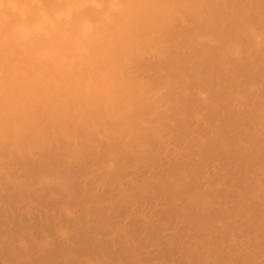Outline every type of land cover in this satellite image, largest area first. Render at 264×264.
Instances as JSON below:
<instances>
[{
	"label": "clouds",
	"instance_id": "9594fccd",
	"mask_svg": "<svg viewBox=\"0 0 264 264\" xmlns=\"http://www.w3.org/2000/svg\"><path fill=\"white\" fill-rule=\"evenodd\" d=\"M221 115L244 122L230 139L237 151L264 142V0H0V175L10 184L67 188L56 168L25 180L12 163L50 154L71 167L99 142L187 159L220 136ZM55 233L71 236L64 225ZM227 247L264 264L235 236Z\"/></svg>",
	"mask_w": 264,
	"mask_h": 264
},
{
	"label": "rangeland",
	"instance_id": "374dc122",
	"mask_svg": "<svg viewBox=\"0 0 264 264\" xmlns=\"http://www.w3.org/2000/svg\"><path fill=\"white\" fill-rule=\"evenodd\" d=\"M222 116V117H221ZM221 116H219L218 117V121H219V125H220V128H221V130H222V132H221V134H220V136L219 137H217V139L215 138L214 140L216 141H212V143H210L207 147H206V150H204V149H202V151L201 150H199V151H197L195 154H193L192 156L190 155L189 157H188V159H183V160H176L175 161V159H170V158H167V157H165V156H162V153L160 152V151H156V152H154V153H156L157 154V156H156V159H157V157L159 158V160H157V161H160V163L159 162H152V161H150L149 159H147L146 157L145 158H142L141 159V157H137L136 158V160L134 159V160H132V159H130V161L132 160V161H134L133 163H132V161L130 162L128 159V164H126V162H127V160H125L124 161V163L126 164H123L124 166H121L122 164L121 163H118V165H120L121 167H117V169H115L114 171H112V172H105V171H103L102 169H101V167H100V165H101V161H103L104 160V158H105V156H107V155H109V154H107V152H109L110 153V151L111 150H113V149H109L110 151H106V149H107V146H108V144L106 145V143H99V144H101L100 146H102V149H101V147H99V144H97V143H95V144H93L92 146H90V149H91V152H92V155H96L95 156V158L97 157V155L98 154H95L97 151L99 152V151H104V152H101V153H99V157H98V159H99V162H98V164L95 162V160L93 159L94 157L92 156V157H90V159L92 158L94 161H93V163H90L91 162V160L88 158V160H90L89 161V163H88V165L90 164H92L91 166L89 165H86V168H87V170H86V168H85V170H84V172H83V174H81L82 173V171L80 172V174H81V176L79 177H77V175H79L78 174V172L76 173L77 175H76V177L75 176H73L72 177V175H70V174H72L73 172H71L72 171V169H70L71 167H74V165H78L79 164V162L80 163H82V162H85V160H84V158H87V156L86 155H84V156H86V157H84L83 156V158H82V156L81 157H79L78 159H79V161H77L78 163H75L73 166H71V167H67L68 169H67V172H65L64 170H66V167H64L63 166V168H64V170H63V168L61 167L62 165H61V163H60V161H58V167L57 168H59V169H57V170H59L58 172H60L62 175H64L66 178H67V181H68V185L70 186L72 183L73 184H75L76 183V185H80L79 186V188H77V186L76 185H71L70 187H67V188H64V187H61V186H54L55 188H51V192H49V190L48 189H50V188H46V189H44V188H40L41 190L42 189H44L43 190V192H44V194L41 192V190L40 191H37V193L39 192V196H41L42 194L43 195H45V196H42L40 199H39V196H38V194L36 193V191L34 190L33 191V193L35 194L34 196H31L30 197V194H29V196H27L28 195V193L27 192H29V191H31V190H33V189H39V188H37V187H35V188H32L31 189V186L29 187V186H27V187H29V189H31V190H29L28 191V188H26L25 189V191L24 192H26V196L28 197H25V195H23V197H25L24 198V200L23 199H21V201L20 200H18L19 202H15L16 203V205H17V207L16 206H14L15 204L13 203V204H11V207H10V205H8L7 207L9 208V210L8 209H4L5 208V206H6V204H2V202L0 203V206H1V204H2V206L4 207V208H2V210H0V216H1V220H2V216H3V213H4V224H3V226H2V222H1V227H0V233H2L3 234V232H5L6 230L8 231V228L10 227L11 228V225L12 224H10L9 223V221L11 222L13 219H14V221H12L11 223H14L15 222V224L17 225L18 223H19V221H21L19 224H18V228H17V226L15 225L14 227L12 226V228H17V229H19L18 231H16V230H14L13 232L14 233H17V234H19L20 233V229L22 228V227H25V226H27V225H25V226H23V224L24 223H22L23 221L25 222V220H26V222H25V224L27 223L28 225H29V227H26V229L25 228H22L23 230L25 229V232L24 233H20L19 235H14L13 237L15 238H17V237H19V236H29L30 237V235H35V233H36V235H35V238H37V237H40V239L43 237V239H44V235H47L48 236V238H50V241H51V247L53 246L54 247V245H55V247L54 248H52V249H54L55 250V248L57 247L56 246V242H58V239H56L55 237H56V235L54 236V235H52L51 233H55L54 231V229H56L55 227H57L58 225H64L65 226V224H66V226L68 227V229H69V231H70V233H71V231L73 232V230L74 229H76L77 228V232H82V228H84V227H86V226H94L95 225V222L92 220V222H94V223H92V225H90L89 224V219H90V216H89V213H93V212H98L99 213V215L101 214V212H102V215H103V213H104V211L107 209V207H111V209H108V210H110V214H112L113 213V215L115 216V215H119L120 213V216H122V217H119L120 219L121 218H123V214H125V216H124V218H123V220L125 219V217H129L128 218V220L126 219L125 220V224H124V227L126 226L127 227V225L126 224H128L127 222L129 221V219H131V217H132V215H133V213L135 214L134 216H138L139 217V215H141L139 218H137L138 220H135L136 221V223H134L133 221H129V225H131V226H129V227H131V228H135V230L137 229V227L141 230V231H139V229H137L136 231H138V232H136L135 230H134V228L133 229H130L129 230V228L127 227H125V229L127 230H129V231H133L134 233H132V234H135V237L137 238V239H135L134 237H132L133 235L131 234V235H128V234H130V232L127 230V232L128 233H125V238H128L126 235H128L129 237L131 236L133 239V242H135V240H136V244L134 243L133 245H135L134 247L136 248V247H138L139 246V244L138 243H140V242H143V243H140V245L141 244H144V246L145 245H148L149 244V246L148 247H145V249L147 250V251H149L150 249H151V251H157V253L155 252L154 254L157 256V254H159V252H160V258L161 259H163L164 258V256L162 255V254H164V253H166V250H168V249H170V254H171V252L172 251H174V250H172L171 251V249H173V248H170V247H173L172 245H175L176 244V242L178 243V240H185V239H188V242H187V240H183L184 241V244L182 245L181 243H183V242H181V241H179V242H181V243H179L181 246H182V249H180V247L178 248V245H177V247H176V245L174 246V248L176 247V248H178V249H180V250H177V253H178V251L180 252V251H182V250H184L185 252H182L183 253V255L182 254H180V253H176V250H175V254H174V252H173V256H171L172 257V259H173V261H172V259L170 258V260H169V263L171 262V264H175L176 262H177V260L175 259V257H177L178 258V260L180 261V259L182 260V261H180L179 263L180 264H182V263H188L189 264V262L191 263V262H193V263H195L196 261L198 262V264L200 263V262H202V263H200V264H204L205 263V255H206V253L208 252V253H211L213 256L215 255V257H217L216 258V264H230V263H232V264H249V260H248V258H244V257H239V256H236V255H234L233 254V252L230 250H228V247H227V243H229V240H231L232 239V237H230V232H232L231 233V235L232 236H235V237H237L238 239H240V240H242L244 243L246 242V244H249V245H251V246H253V248H254V245L256 246L254 249L256 250V252H257V254H258V256H257V258L259 259L260 257H264V241H263V239H264V170H263V168H264V142H258L257 144H256V146L254 147V149L253 150H255V151H252V156L250 155L251 153H247L246 154V156H247V159L245 158H242V161L239 159V158H241V156H240V154H241V152L239 153V152H236V150L234 151V147H232V146H230L229 144L230 143H228V142H230V140L229 139H231L232 137H233V135L234 134H236L237 132H239V131H243V129H244V126H243V124H244V122L242 121V120H237V119H232L231 120V118H229V116L227 117V119H226V116L225 115H221ZM225 116V117H224ZM241 121V122H240ZM240 122V123H239ZM228 124V126L226 125V124ZM239 123V124H238ZM243 123V124H242ZM233 124V125H232ZM237 124H238V127H237ZM224 125H225V127H226V129H225V127H224ZM241 125V126H240ZM230 126V127H229ZM233 126V127H232ZM228 127V128H227ZM238 128H240V129H238ZM238 130V131H237ZM226 131V132H225ZM222 135V136H221ZM221 137H223V138H221ZM228 138V139H227ZM219 139V140H218ZM219 141V142H218ZM225 141V142H224ZM214 143V144H213ZM219 143V144H218ZM222 143V144H221ZM213 144V145H212ZM95 146H98L97 147V149H96V147ZM262 146V147H261ZM210 147V148H209ZM216 147V148H215ZM258 147V148H257ZM260 147H261V149H260ZM105 148V149H104ZM112 148V147H111ZM114 148H115V146H114ZM207 148L208 149H210V150H207ZM214 148H215V150H214ZM227 148H228V152H227ZM119 149V148H118ZM117 149V146H116V152H113L112 151V153H114V154H116L115 156H116V158L117 159H119L122 155V150H121V154H119L118 152L120 151H117L118 150ZM216 149H219V150H216ZM262 151H260V150ZM97 150V151H96ZM203 150L204 151H206L205 153L203 152ZM225 151V152H223V151ZM259 150V151H258ZM96 151V152H95ZM209 151V153H207ZM211 151H215V152H211ZM220 151H222V152H220ZM257 151V152H256ZM95 152V153H94ZM97 152V153H98ZM210 152H211V154H210ZM217 152V153H216ZM256 154H255V153ZM261 152V153H260ZM202 153V154H201ZM205 155H204V154ZM215 153V154H214ZM220 153V154H219ZM223 155H222V154ZM231 153V154H230ZM233 153H235L234 155H233ZM237 153V154H236ZM238 153H239V155H238ZM105 154H107V155H105ZM198 154V155H197ZM208 154V155H207ZM212 156V158H214V155H215V157L216 158H214V160L213 159H211V157H210V155ZM212 154H214V155H212ZM216 154H219V155H216ZM245 154V153H244ZM260 154H263L262 156L260 155ZM162 157H161V156ZM201 155H203L202 157L204 158V156H205V158L206 159H209V160H205V158L203 159L202 157H201ZM207 155V156H206ZM220 155H222V156H220ZM227 155H229V157L227 156ZM240 156L239 158H238V156ZM242 155H243V153H242ZM250 155V156H249ZM120 156V157H119ZM155 156V155H154ZM220 156V157H219ZM237 156V157H236ZM243 156H245V155H243ZM256 156H258V157H256ZM201 157V158H200ZM208 157V158H207ZM221 157H223L222 158V161H220L221 160ZM229 158V161L227 160L228 158ZM251 157V158H250ZM82 158V159H81ZM155 158V157H154ZM163 160H162V159ZM218 158H220V159H218ZM239 160H238V159ZM257 158V159H256ZM263 158V159H262ZM41 159V158H40ZM98 159L96 160V161H98ZM144 159H146V163H145V161H144ZM189 159H190V162H189ZM200 159V160H199ZM224 159V160H223ZM248 159H249V161H248ZM252 159H253V161H252ZM259 159V160H258ZM81 160V161H80ZM119 160H123V159H119ZM118 160V161H119ZM147 160H149V161H147ZM165 160V161H164ZM167 160L169 161V162H167ZM204 160V161H203ZM230 160L231 161H234L233 163H230ZM236 160V161H235ZM87 161V160H86ZM136 161H138V162H136ZM140 161V162H139ZM162 161H164V162H162ZM170 161H171V163L172 162H174V167L178 164V166H176V168H174L175 170H177L176 171V173L177 172H179L178 174H177V176L176 177H180V175H181V177H182V179H184V178H186L187 176L186 175H191L192 176V174H194V178H192L191 176V178L193 179V180H191L190 181V179L191 178H189V179H187V180H189V181H186V180H182L183 182L182 183H180L179 184V182L177 183L175 180H176V177H175V180L173 181V179L174 178H172V180H171V177H169L168 175H173V173H174V175L173 176H175V172H173V171H175V170H173V171H171V172H169V174L167 173V172H161L163 169V167L161 168L160 166H164V168H169L170 167V165L169 164H171L170 163ZM183 161H185V162H183ZM206 161V162H205ZM214 161H216V162H214ZM220 161V162H219ZM223 161L225 162V163H223ZM240 161V162H239ZM246 161L248 162V164L246 163ZM257 161H258V163H257ZM37 162H38V160H37ZM120 162V161H119ZM148 162V163H147ZM151 162H152V164H151ZM180 162H181V167H180ZM188 162V163H187ZM200 162V163H199ZM225 164L224 165V167H226L227 165V167H228V170L229 171H227V167L224 169V167H223V164ZM254 163V167H253V163ZM123 163V162H122ZM135 163V164H134ZM138 163V164H137ZM144 165H143V164ZM166 163H167V165H166ZM175 163H177V164H175ZM250 163V164H249ZM257 163V164H256ZM60 164V165H59ZM83 164V163H82ZM183 164V165H182ZM196 164V165H195ZM206 164H208L207 165V167H205L206 166ZM218 164V165H217ZM230 164H235V165H233V168H232V165H231V170H232V174L231 173H229V172H231L230 171ZM236 164H238L237 166H240V165H242V166H240L239 167V170H237L238 168L236 167ZM258 164H260V165H258ZM79 165H81V164H79ZM97 165V166H96ZM129 165V166H128ZM137 165V166H136ZM169 165V166H168ZM173 165H171V167L173 166ZM187 165H188V167H187ZM204 165V166H203ZM220 165V166H219ZM246 165V166H245ZM247 165H249V166H247ZM60 166V167H59ZM139 166V167H138ZM150 166H152V167H150ZM158 166V167H157ZM186 168H185V167ZM191 166V167H190ZM214 166V167H213ZM236 168H235V167ZM256 166H258L257 168H256ZM82 167H84V166H81V168ZM92 167V168H91ZM125 167V168H124ZM127 167V168H126ZM170 167V168H171ZM180 168V169H178V168ZM184 167V168H183ZM199 167V169H197ZM217 167V168H216ZM223 167V168H222ZM244 169H243V168ZM248 167V168H247ZM253 167V168H252ZM61 168V169H60ZM75 168V167H74ZM74 168H73V170H74ZM125 170H124V169ZM129 168V169H128ZM139 168V169H138ZM194 168V169H193ZM204 168H206V169H204ZM212 168H214V169H212ZM220 168H221V171H220ZM251 168H252V170H251ZM121 169V170H120ZM127 169V170H126ZM152 169V170H151ZM200 169H202V171H203V174L202 173H200L201 174V176H200V178H198L199 177V171H200ZM222 169H224V171L226 170V172L223 174V172H222ZM237 171H236V170ZM262 169V170H261ZM62 170V171H61ZM88 170H90V171H88ZM135 170V171H134ZM137 170V171H136ZM188 170H189V172H188ZM191 170V171H190ZM195 170V171H194ZM196 170H197V174H196ZM199 170V171H198ZM206 170V171H205ZM219 170V171H218ZM247 170L249 171L248 173H246L247 172ZM251 170V171H250ZM70 171V173H68ZM94 171V172H93ZM127 171V172H126ZM145 171V172H144ZM151 171V172H150ZM155 171V172H154ZM159 171V172H158ZM164 171V170H163ZM165 171H169V169H165ZM183 171H185V172H183ZM201 171V172H202ZM234 171V172H233ZM238 172V174L236 173V172ZM242 171H244L243 172V176L241 175L242 173ZM63 172V173H62ZM65 172V173H64ZM92 172V173H91ZM140 172H141V174H140ZM192 172H194V173H192ZM219 172V173H218ZM258 172V173H257ZM19 173V172H18ZM67 173V174H66ZM75 173V172H74ZM73 173V175H75ZM98 173V174H97ZM102 173L104 174V175H102ZM122 173V174H121ZM132 175H131V174ZM135 173H136V175H135ZM150 173H151V176H150ZM152 173H156L155 174V176H154V174H152ZM157 173L159 174L160 173V175H165V174H168L167 176L169 177H166V176H164V177H166V179L163 177V181L161 180L162 178V176H160V180L162 181V183H161V181L159 182V181H157L159 178H158V175H157ZM182 173V174H181ZM190 173V174H189ZM215 173V174H214ZM217 173V174H216ZM235 173V174H234ZM85 174V175H84ZM109 174V175H108ZM117 174V175H116ZM119 174V175H118ZM130 174V176H128V175ZM138 174L140 175V176H138ZM144 176H143V175ZM222 174V176H221V180H220V178H219V176ZM227 174H229V175H227ZM240 174V176L238 177L237 175H239ZM19 175H20V173H19ZM71 176V177H69V176ZM93 175V176H92ZM95 175V176H94ZM97 175H99V176H97ZM124 175H127V176H124ZM141 175L143 176V179H144V181L143 180H141ZM148 175V176H147ZM209 175V176H208ZM214 175V176H213ZM219 175V176H218ZM233 175V176H232ZM3 176V175H2ZM16 176H18V174L16 175ZM103 176H105V177H103ZM120 176V177H119ZM135 176V177H134ZM145 176H146V179H145ZM156 176H157V178H156ZM172 176V177H173ZM211 176V177H210ZM215 176H216V178L219 180H217L216 178H215ZM225 176V177H224ZM231 176V177H230ZM235 176V177H234ZM241 176H242V178H241ZM76 178V180H78L79 181V183H77V181L74 183V181H75V178ZM82 177V178H81ZM88 177V178H87ZM99 177H100V180H99ZM107 177V178H106ZM109 177V178H108ZM110 177H112L111 179H110ZM114 177V178H113ZM125 177V178H124ZM127 177H129L128 179L129 180H127ZM141 177V178H140ZM149 177V178H148ZM151 177H153V178H151ZM196 177L198 178V180H195L196 179ZM213 177V178H212ZM237 177L238 178H240V179H242L243 180V182H239V180L240 179H238L237 180ZM5 178V177H4ZM4 178L3 179H1V181L3 182V180H4ZM22 178V177H21ZM71 178V179H70ZM80 180H79V179ZM116 178H118L119 180H120V182H119V180H117ZM136 178V180H134ZM151 178V179H150ZM201 178H202V180H201ZM223 178V179H222ZM225 178V179H224ZM232 180V178H233V180L232 181H236V183L237 182H239L238 183V185L235 183V181L233 182L234 184H233V186L231 185L232 184V181L230 180V179ZM245 178V179H244ZM252 178V179H251ZM24 179H25V177H24ZM94 179H96V181H94V182H97L96 183V185H94L95 183L93 182V183H91L92 182V180H94ZM97 179H98V181H97ZM101 179H103V180H101ZM115 181H114V180ZM132 180V183H131V180ZM140 179V180H139ZM155 179V180H154ZM170 180V182H168L169 180ZM177 179H181V178H177ZM251 180V181H249V180ZM28 180V179H27ZM71 180H73V182H70ZM81 180H83L82 182H80ZM88 183H86V184H84L85 183V181ZM91 180V181H90ZM117 180V181H116ZM125 180V181H124ZM165 180H167V183H168V185H170L172 182L175 184L176 183V185H174L173 186V184L172 185H170L171 186V188H170V186H168L167 184H166V181ZM178 180V181H179ZM212 180V181H211ZM0 181V188H2L3 186L6 188L7 186H5V185H8L9 184V182L7 181V183H5L4 184V182H5V180H4V182L2 183ZM90 181V182H89ZM102 181V182H101ZM105 181V182H104ZM107 181V182H106ZM122 181V182H121ZM140 181V182H139ZM165 181V183H163ZM172 181V182H171ZM194 181V182H193ZM196 181V182H195ZM197 181H199V182H201L202 181V183L204 184H202L201 185V183H199V182H197ZM229 181V182H228ZM231 181V182H230ZM241 181V180H240ZM248 181H249V183H248ZM71 184H70V183ZM104 183L103 185L101 184V185H99L100 183ZM119 182V183H118ZM135 182V183H134ZM138 182V183H137ZM148 184V185H144V184H146V183ZM181 182V181H180ZM185 182V183H184ZM189 182V184H187ZM218 182H219V184H218ZM227 182H228V184L229 185H227ZM2 183V184H1ZM99 183V184H98ZM105 183L107 184V185H105ZM114 183V185H112ZM121 183V184H120ZM126 183V184H125ZM131 183V184H130ZM139 183H142V184H140V185H136V184H139ZM159 183H161L160 185H159ZM195 183H197V185L198 186H200V187H196V185L192 188V186H193V184ZM208 183V184H207ZM82 184L84 185V188H85V192L87 193V189H89V188H92V189H90V191L91 192H93V193H91L90 195H92V194H96V193H98V194H101L102 193V191L105 193V194H103L102 193V195H99V198L100 197H103L104 199H106V200H104L103 198H102V201H101V199H100V202H96V203H99V205H101V207L100 208H102V206L105 208V209H103L104 211H101V212H99L100 211V209H99V211L98 210H94V211H92L93 210V208L91 209L90 208V210H87V208H89V205L88 204H92V206H94L93 204H95L96 205V203H90V197L89 198H86L85 196H84V199L83 198H81V196H82V193H80V192H84V188L82 187V189H80L81 188V186H82ZM90 184V185H89ZM117 184V185H116ZM130 184V185H129ZM164 184L166 185V186H164ZM181 185V186H179V185ZM184 184H187V185H189V186H187V185H184ZM86 185V186H85ZM95 187H94V186ZM112 185V186H111ZM118 185H122V186H120V188H119V186ZM125 185L126 186H128L127 187V190H126V187H125ZM131 185L133 186V187H131ZM242 185H243V187H242ZM12 186V189H10V187ZM9 186H8V189H6L7 190V192L8 191H12V192H14L13 190L16 188L17 189V187L15 186H13V184H9ZM75 186H76V188H75ZM91 186H93V187H91ZM102 186H103V188H102ZM111 186V187H110ZM116 186H118V187H116ZM139 186V187H138ZM141 186V187H140ZM144 186H147V187H145L146 188V190H145V188H143ZM164 186V187H163ZM173 186V187H172ZM175 186H176V188H175ZM184 186H187V188H191L192 190H193V192L191 191V193H190V191L189 192H185L184 191ZM220 186V187H219ZM223 186V187H222ZM232 188H231V187ZM240 186H241V188H240ZM3 187V188H4ZM14 187V188H13ZM60 187V188H59ZM72 187V188H71ZM88 187V188H87ZM97 187V188H96ZM99 187V188H98ZM107 187V188H106ZM123 187V188H122ZM136 187H138L137 189H136ZM162 187V188H161ZM167 187V188H166ZM178 187V188H177ZM203 187V188H202ZM208 187V188H207ZM227 187V188H226ZM235 187H237V190H235L236 188ZM75 188V189H74ZM116 188V189H115ZM119 190H118V189ZM129 188H130V190H129ZM141 188V189H140ZM148 188V189H147ZM163 188H165V191L163 190V193L164 194H166V193H168L167 194V196L169 195V193L171 194V195H173V193L175 192L176 194H178V192H182V190H183V192H185V194H189L188 196L187 195H185V194H183L182 196H181V192H180V196L178 197L175 193H174V195L175 196H177V197H175V198H179L178 200L176 199V200H174L175 198H173V200H171L169 197H168V199H169V202L170 201H172V205L175 203V205L177 206V204H179V203H181L182 204V202L184 201L185 202V206H186V204L188 203L189 204V202L191 203V205L189 204V206H193L192 204V199L194 200L193 202L195 203V201H196V203L195 204H197L198 202H199V200L201 199V197H202V200H200L201 202L203 201V200H205V202H206V200L207 199H209V200H207V205H208V203H209V205L208 206H211V204L213 205V203H214V205H215V207H213V209L211 208V210L208 208V206H206V204H204V207H205V209H209V211H210V213L213 211V210H215L216 212H217V210H218V208H216V207H219V209L220 208H224V209H220V211L218 210V212H219V214L221 213V210H223L224 212H226L225 214H223V211H222V213L219 215L218 213V215H219V217L221 216V218H219V220H217L216 219V217L217 216H214V215H216L215 213H214V211L211 213L212 214V216H214L215 217V219L217 220L216 221V225H215V221H214V226H215V228H213V227H211V225L213 224V220H214V217H210L209 218V220H212L209 224H207V225H210V227L209 226H206V228L207 227H209V229L210 228H213V230L214 229H216V227L218 228V226L221 228L222 226H223V228H219L220 230H214V233H215V235L217 236H213L214 235V233H213V230L211 229V230H209V232L210 233H208V231H206L205 233H207V237H206V235H205V233H204V230L205 229H203V227H202V231H203V233H204V235L205 236H203V234H202V231L200 232L201 234H202V237H201V235L199 236L198 234H199V232L197 231L201 226H199V228H197L196 229V226L194 227H191V228H193V229H196V231L198 232V234H196L195 233V231L193 232L192 231V229H191V231L189 232V228H188V224H186V226L187 227H185V223L183 224V222L185 221L186 223H187V221L190 219V215H188V219L187 218H185V219H183L184 217H185V215L188 213H190V210H189V208H187V206H186V208L185 209H187V210H189V211H187L186 213L184 212V211H186L185 209H184V203L182 204V205H179V207H181V209L183 210V212L181 211V209H179L178 207H176L175 205H171V206H169L168 204V207H170L169 209H168V207H166V206H164V204L166 205V201L164 200V199H166L167 198V196H166V198H164L163 196V200L166 202V203H163L162 204V198L160 199V197L161 196H159L158 194L160 193V190L161 189H163ZM171 189V190H169V189ZM216 188V189H215ZM219 188V189H218ZM16 189H15V191H16ZM55 189V191H53ZM58 189V190H57ZM66 189V190H65ZM72 189V191L74 192H70L69 190H71ZM78 189V190H77ZM81 191H80V190ZM93 189H94V191H96V193L93 191ZM99 189H100V192H99ZM102 189V190H101ZM109 190V191H107V190ZM111 189H113V190H111ZM115 189V190H114ZM123 189V190H122ZM132 189V190H131ZM133 189H136V190H133ZM160 189V190H159ZM167 189L170 191H167ZM178 190V192H176L177 190ZM195 189H196V191H195ZM204 189V190H203ZM206 189H207V191H206ZM229 189V190H228ZM232 189H233V191H232ZM244 189V190H243ZM248 189V190H247ZM6 190L4 189V192H2L3 191V189H1L0 190V193H7L6 192ZM143 191V192H138V191ZM175 190V191H174ZM219 190V191H218ZM228 190V191H227ZM241 190V191H240ZM47 191H48V193L50 194L49 196H46V195H48V193H47ZM67 191V192H66ZM89 191V192H90ZM107 191V192H106ZM123 191H125L124 192V195H125V193L127 194V196L128 195H130L132 192L131 191H135V192H137V194L139 193V195L141 196V198L144 200V203L142 202V203H140L141 201H143L141 198H139L138 196H136V195H133L134 197H136V198H134V197H132V194L129 196L130 198H124L125 196L124 195H122L123 194ZM129 191H130V193H129ZM144 191H146V193L144 192ZM162 191V190H161ZM174 191V192H173ZM198 191V192H197ZM246 191H247V193H246ZM32 192V191H31ZM52 192H54L53 194H52ZM65 192V193H64ZM84 192V193H85ZM89 192H88V194H89ZM111 192V193H110ZM118 192H120V195H118ZM157 192H159V193H157ZM172 192V193H171ZM208 192H210V193H208ZM225 192V193H224ZM228 192V193H227ZM231 192H233V194H231ZM235 192V193H234ZM245 192V193H244ZM10 193V192H9ZM32 193V194H33ZM46 193V194H45ZM71 193V194H70ZM72 193H73V195H72ZM75 193H78V194H75ZM83 193V194H84ZM113 193V194H112ZM142 193H144V196L142 195ZM162 193V192H161ZM200 193V194H199ZM203 193H205L204 195H203ZM223 193V196H226V200H225V197H223V196H220L221 194ZM55 194H56V196H55ZM63 194H64V196H63ZM67 194V195H66ZM80 194H81V196H80ZM134 194V193H133ZM157 194V195H156ZM202 194V195H201ZM209 194V195H208ZM215 194H219V196L218 195H215ZM238 194H239V196H238ZM242 194V195H241ZM247 194V195H246ZM71 195V196H70ZM79 197H78V196ZM86 195V194H85ZM110 195V196H109ZM117 195H118V197H117ZM122 195V196H121ZM148 197V198H146V196ZM155 195H156V198H152V197H155ZM160 195H162V194H160ZM195 195V196H194ZM198 195V196H197ZM201 197H200V196ZM36 196H38V197H36ZM58 196V197H57ZM115 196H116V198H115ZM124 196V197H123ZM126 196V197H127ZM204 196V197H203ZM207 196V197H206ZM214 196V197H213ZM217 196V197H216ZM234 196V198H232ZM244 196V197H243ZM62 197V198H61ZM69 197H70V199H69ZM76 197V198H75ZM111 199H110V198ZM121 197L123 198V199H121ZM131 197H132V199H131ZM138 197V198H137ZM150 197V198H149ZM157 197H158V199H157ZM182 197V198H181ZM186 197L188 198V197H190V199H186ZM198 197H200V198H198ZM206 197V198H205ZM213 197V198H212ZM220 197V198H219ZM222 197V198H221ZM228 197V198H227ZM230 197V198H229ZM236 197H237V199H236ZM240 197V199H238ZM242 197V198H241ZM38 198V200H36ZM74 198V199H73ZM82 199V202H80V200H78V199ZM99 198H98V200H99ZM119 200H118V199ZM144 198H146V199H144ZM196 198V199H195ZM204 198V199H203ZM224 198V199H223ZM29 199V200H28ZM42 199H44V200H42ZM125 199V200H124ZM130 199V200H129ZM133 199H136L135 200V202L138 204V200H140L141 199V201H139V205H141L142 207H144L145 209H146V207L145 206H147V205H153L154 204V202L156 201V200H158V206H162L163 205V207H162V209L159 207V208H154V209H151V207L149 206V207H147V213L146 214H144V212L142 213L145 217H143V215L141 214V211L140 210H138L139 211V213H138V211L136 210V209H134V207H133V209H129L130 208V206H128V205H130V204H132V201H133ZM151 201H150V200ZM154 199H155V201H154ZM217 199V200H216ZM28 200V201H27ZM36 200V201H35ZM47 200V201H46ZM65 200V201H64ZM67 200V201H66ZM76 200V201H75ZM94 200V199H93ZM95 200H97V199H95ZM122 200L123 201H125L124 203H127L128 201H131V203L130 204H124L123 202H122ZM160 200V201H159ZM162 200V201H161ZM167 200V199H166ZM183 200V201H182ZM187 200V201H186ZM213 200V201H212ZM225 200V201H224ZM239 200V201H238ZM57 201V202H56ZM72 201V202H71ZM79 201V202H78ZM83 201L85 202L86 201V203H88L87 205L85 204V208H84V204H83ZM87 201H89V202H87ZM117 201V202H116ZM118 201L119 202H121V203H118ZM148 201V202H147ZM163 201V202H164ZM180 201H182V202H180ZM208 201H210V202H208ZM219 201H221L220 203H219ZM223 201V202H222ZM238 201V202H237ZM246 201V202H245ZM28 202V203H27ZM62 202V204L60 205V203ZM102 202V203H101ZM146 202H147V204H146ZM150 202V203H149ZM157 202V201H156ZM160 202V203H159ZM174 202V203H173ZM200 202V203H201ZM212 202V203H211ZM218 202V203H217ZM236 202V203H235ZM46 203V204H45ZM68 203V204H67ZM202 203H204V201L202 202ZM201 203V204H202ZM211 203V204H210ZM223 203H225L224 205H223ZM240 203H241V205H240ZM18 204H20V205H18ZM23 204H24V207H22L23 206ZM44 204V205H43ZM77 204V205H76ZM103 204V205H102ZM135 203H134V201H133V205H134ZM162 204V205H161ZM170 204H171V202H170ZM219 204V205H218ZM232 204V205H231ZM235 204H237V205H235ZM239 204V205H238ZM245 204V205H244ZM12 205H13V208H12ZM33 205H34V207H33ZM43 205V206H42ZM50 207H48V206ZM56 205V206H55ZM59 205V206H58ZM75 205V206H74ZM80 205H82V208H83V210L81 209V207H80ZM108 205V206H107ZM121 205V206H120ZM136 205V204H135ZM134 205V206H135ZM145 205V206H144ZM155 205V204H154ZM197 205H200V204H197ZM213 205V206H214ZM220 205H222V206H220ZM235 205V206H234ZM244 205V206H243ZM1 206V207H2ZM37 206V207H36ZM40 206V207H39ZM70 207V208H73L72 209V211L74 212L73 214H74V216L73 217H70V218H68L67 220H64V219H66V216L63 214V208H65V207ZM74 206V207H73ZM80 208H79V207ZM87 206V207H86ZM124 206V207H123ZM128 206V207H127ZM137 206V208L139 207L138 205H136ZM140 206V208H142ZM156 206V205H155ZM157 206V207H158ZM188 206V207H189ZM200 206H202V205H200ZM200 206L198 207V209L200 208ZM225 206V207H224ZM239 206V207H238ZM6 207V208H7ZM15 207H16V209H17V211H16V209H15ZM22 207V208H21ZM26 207V208H25ZM55 207V208H54ZM96 207V208H95ZM98 207V205H96V206H94V208L95 209H98L97 208ZM123 207V208H122ZM125 207H127L126 209H124ZM164 207H166L165 208V210H164ZM190 207V208H191ZM234 207V208H233ZM242 207V208H241ZM12 208V209H11ZM32 208V209H31ZM42 209V211H41V209ZM44 208H45V210H44ZM46 208H47V210H46ZM62 208V209H61ZM76 208V209H75ZM78 208V209H77ZM150 208V209H149ZM174 208H176V209H174ZM177 208H178V210H177ZM193 208H195V207H192V211H193ZM202 208V207H201ZM225 208H226V210H225ZM228 208V209H227ZM231 208V209H230ZM236 208V209H235ZM1 209V208H0ZM11 209V210H10ZM14 209V210H13ZM20 209H23V210H20ZM75 209V210H74ZM85 209H86V211H85ZM116 211H115V210ZM124 209V210H123ZM145 209H143V210H145ZM156 209H158L159 211V213H161L160 211H162V214H163V212H164V214L165 213H167L166 215H162V216H164V217H162V218H165V220L167 219L166 218V216L168 217V215H169V217H170V219L168 218L167 220H169L168 222H169V224H171V225H169V224H167L168 222L167 221H165L164 219H160V217H161V214H159L158 212H157V210ZM167 209V210H166ZM172 209H173V211L174 210H177L176 212H177V215L180 217V215L181 216H184V217H177L176 216V213H175V211H174V215L173 214H171L173 211H172ZM205 209H200L199 211H203L202 213L204 214V213H206V211H205ZM233 209H235V210H233ZM6 211V214H5V212H3V211ZM27 210H29V212L27 213ZM31 210V211H30ZM37 211V212H35V211ZM79 210H81L83 213H81V211H79ZM108 210H106V211H108ZM114 210V211H113ZM129 210V213L127 212ZM142 210V211H143ZM145 210V211H146ZM152 210H154V211H156L155 212V218L154 217H152V214L151 213H153V211ZM181 212H180V211ZM197 210V209H196ZM196 210H194L193 212H196ZM9 211H11V212H9ZM13 211V212H12ZM26 211V212H25ZM40 213H39V212ZM46 211V213H41V212H45ZM76 211H78V212H76ZM88 211V212H87ZM113 211V212H112ZM118 211V212H117ZM199 211L197 212V213H199ZM205 211V212H204ZM261 211V212H260ZM23 212V213H22ZM34 212V213H33ZM84 212H87V213H84ZM96 212V213H97ZM116 214H115V213ZM171 212V213H170ZM179 212L181 213V214H179ZM228 212V213H227ZM238 212V213H237ZM12 213V214H11ZM14 213V214H13ZM36 213V214H35ZM75 213L76 214H78V215H75ZM96 213H95V215H96ZM132 213V214H131ZM183 213H185V214H183ZM192 213V212H191ZM208 213V215L210 214L209 212H207ZM214 213V214H213ZM232 213V214H231ZM235 213H236V215H235ZM21 214V215H20ZM27 214V215H26ZM39 214V215H38ZM41 214V215H40ZM44 214H45V216H46V220L44 219L45 218V216H44ZM62 214V215H61ZM79 214H83V216H81L80 218L82 219V221H80L81 219H79ZM84 214H86V216L88 215L89 216V218H88V216H87V218L85 217L84 218ZM94 214V213H93ZM105 214L108 216V218L110 217V214H109V212H105ZM103 215L102 217H105V218H107V216L106 215ZM148 214V219H147V217H146V215ZM157 214H158V216H157ZM201 214V213H200ZM224 216H223V215ZM239 214V215H238ZM9 215H11V217L13 216H15V218H11ZM20 215V219L18 218V216ZM24 215V216H23ZM30 215V216H29ZM50 215L52 216L51 218H50ZM54 215V216H53ZM57 215V216H56ZM61 215V216H60ZM98 215V214H97ZM96 215V217H94V218H97L98 220L100 219L99 218V216H97ZM113 215H111L112 217H113ZM160 215V216H159ZM207 214L205 215V216H208ZM229 216L228 218L227 217H225V216ZM6 216V217H5ZM8 216V217H7ZM22 216V217H21ZM41 218H40V217ZM44 218H43V217ZM77 216V217H76ZM101 216V215H100ZM157 216V217H156ZM60 217V218H59ZM75 217V218H74ZM93 217V216H92ZM91 217V218H92ZM150 217V218H149ZM159 217V218H158ZM178 218V219H176V222H175V219L174 218ZM224 217V218H223ZM12 219V220H10V219ZM25 218H27V219H25ZM47 218H48V220H47ZM62 218V219H61ZM73 218V219H72ZM105 218H101L102 220V222H103V220H105ZM144 218H146L145 219V222H147L149 219L152 221V220H154V219H156V218H158L157 220H158V223L156 222V221H150L149 220V222H151V223H153L152 225H154L155 226V228H156V225H158V226H160L161 224H162V229H161V227L160 228H158V226H157V229H160V230H155L156 232H158V233H156L155 231H151L150 229L148 230V231H146L149 227H152L153 228V226H151V223H150V225H148V224H146L147 225V227H146V225H143L144 223V220H143V222L141 221V219H144ZM174 220H173V219ZM218 218V217H217ZM227 218V219H226ZM8 219V220H7ZM19 219V220H18ZM22 219H24V220H22ZM40 219H41V221L42 220H44L43 222H41L40 221ZM50 219V220H49ZM57 220V221H55V220ZM76 219H78L80 222V224L78 223V222H76V221H74V220H76ZM114 219H115V221H120V219H118V217L116 218V217H114ZM114 219L112 218V220H113V222H114ZM132 219H134V217H132ZM131 219V220H132ZM226 219V220H225ZM229 219V220H228ZM0 220V221H1ZM18 220V221H17ZM27 220H28V222H27ZM38 220V221H37ZM62 220V221H61ZM63 220H64V222H63ZM73 222L72 224V227H71V225H69V224H71L70 222L71 221ZM83 220H85V221H83ZM86 220H87V222L88 223H85L86 222ZM110 220H111V218H110ZM109 220V221H110ZM111 220V221H112ZM147 220V221H146ZM159 220H161L162 222H164L165 221V223H166V226L168 225L169 227H165V226H163V225H165V223H162L161 221H159ZM173 220V221H172ZM187 220V221H186ZM220 220H222V221H220ZM225 220V221H224ZM236 222L237 223V225H236V223L234 224V222ZM48 223H47V222ZM53 221V222H52ZM55 221V222H54ZM69 221V222H68ZM100 221V222H101ZM108 221V220H107ZM121 221H122V219H121ZM120 221V222H121ZM139 221V222H138ZM172 223H171V222ZM183 221V222H182ZM219 221V222H218ZM227 221V222H226ZM230 221V222H229ZM17 222V223H16ZM29 222L31 223V224H29ZM42 223L41 224V226H40V223ZM66 222V223H65ZM101 222V223H102ZM106 221H104L103 223H105ZM112 222V223H113ZM130 222H133V223H131L130 224ZM155 222H156V224H155ZM178 222H179V224H178ZM44 223V224H43ZM50 223V224H49ZM84 223V224H83ZM111 222H109V223H107L108 225L110 224ZM139 223V224H138ZM180 223H181V225H180ZM188 223H189V227L191 226V222L190 221H188ZM217 223H219V224H217ZM227 223V224H226ZM230 223H231V225H230ZM53 224V225H52ZM68 224V225H67ZM81 224H82V227H81ZM88 224V225H87ZM94 224V225H93ZM117 225H118V227H119V225L120 226H122L123 227V223L121 224V223H119V222H117L116 223ZM116 224H115V222H114V224H110L112 227H113V225H115L113 228H114V230H116L118 227H116ZM182 224H183V226H182ZM7 225V226H6ZM9 225V226H8ZM14 225V224H13ZM22 225V226H21ZM46 225V226H45ZM48 225V226H47ZM56 225V226H55ZM109 225V226H110ZM132 225H134L133 227H132ZM143 225V226H142ZM175 225V226H174ZM180 226L179 228H178V226ZM193 225V224H192ZM226 225V226H225ZM233 225V226H232ZM19 226H21L20 228H19ZM54 226V227H53ZM70 226V227H69ZM73 226H74V228H73ZM107 225L105 224V227H106ZM109 226H107V229L106 230H104V231H106L105 232V234L107 233V232H112V233H109L110 235L111 234H113V231H110V230H108V227ZM110 226V227H111ZM145 226V227H144ZM149 226V227H148ZM228 226V227H227ZM30 227H33L32 229L30 228ZM39 227H42V228H39ZM109 227V229H111ZM115 227H116V229H115ZM123 227V228H124ZM173 227V228H172ZM183 227V228H182ZM198 227V226H197ZM227 227V228H226ZM232 229H231V228ZM2 228V229H1ZM3 228H7L5 231H3L4 229ZM11 228V229H12ZM45 230H44V229ZM48 228V229H47ZM51 228H52V230H51ZM119 228H121V227H119ZM119 228L116 230V231H118L119 230ZM123 228H121L120 230L122 231L123 230ZM143 228H147L145 231L148 233V234H146L145 236H148L147 238L149 239V240H147L146 241V239L147 238H141V241L139 240L140 238H138L139 236H141L142 235V229ZM163 228H165V231H164V229ZM169 228V229H168ZM184 229L185 228V230H181V229ZM188 228V229H187ZM43 229L44 231H41V230ZM105 229V228H104ZM168 229V230H167ZM178 229V230H177ZM179 229H180V231H179ZM187 229V230H186ZM228 229V230H227ZM33 230V232H31ZM49 230V231H48ZM85 230V229H84ZM144 230V229H143ZM152 230H154V229H152ZM176 230V234H178V235H175V234H173L172 233V238H173V240L175 239V238H178V239H176V240H172V238L170 237L171 235V232L173 231H175ZM207 230V229H206ZM234 230V231H233ZM2 231V232H1ZM9 231H11V230H9ZM9 231H8V233H7V237L5 236V234L2 236V237H0V239L2 240V241H4V242H2V241H0V245H2L3 243H9L10 242V240L11 239H9V241L7 242L6 240H8V238H9ZM16 231V232H15ZM39 231V232H38ZM46 231V232H45ZM53 231V232H52ZM103 230L101 231V232H104ZM131 231V232H132ZM199 231H200V229H199ZM212 231V232H211ZM225 231H227V232H225ZM229 231V232H228ZM22 232V231H21ZM42 232H45V234L44 233H42ZM48 232V234H46ZM115 232V231H114ZM120 231H118V233H119ZM123 232V231H122ZM126 232V231H125ZM150 232H152L151 234H149ZM179 232V233H178ZM184 232V233H183ZM188 232V233H187ZM192 232V233H191ZM217 232V233H216ZM219 232H221V233H219ZM224 232V233H223ZM233 232H234V234H233ZM6 233V232H5ZM43 235H42V234ZM117 233V234H118ZM121 233V232H120ZM118 234V235H120V237L121 238H123V234H124V232L123 233H121V234ZM140 233V235H138ZM144 234H145V232H143ZM163 233V234H162ZM219 233V234H218ZM222 233H223V235L225 236L224 238H223V235H222ZM2 234H0V235H2ZM10 234H11V232H10ZM13 234V233H12ZM25 234V235H24ZM29 234V235H28ZM56 234V233H55ZM72 234V233H71ZM101 234V233H100ZM99 234V235H100ZM116 234V235H117ZM143 234V235H144ZM186 235V236H184V235ZM188 234V235H187ZM196 234V235H195ZM211 234V235H210ZM218 234V235H217ZM228 234V235H227ZM37 235H40V236H37ZM102 235V237H101V239L104 237V239H105V237L107 236H103V234H101ZM114 235V234H113ZM112 235V236H113ZM136 235H138V237L136 236ZM143 235H142V237H143ZM162 235H167L166 237H168V238H171V240L173 241H170V239L168 240V238H167V241H169V243H170V246L169 247H167L168 249H166L165 247L166 246H168V245H166L165 247L163 246L162 247V245H164L163 243L165 242V240L166 239H164L165 238V236L164 237H162ZM180 235V236H179ZM190 235V236H189ZM192 235V236H191ZM221 235V236H220ZM50 236H53V238L52 237H50ZM98 236V235H97ZM174 236V237H173ZM176 236V237H175ZM181 236H183L182 238H181ZM194 236H196V237H198V239H196ZM209 236V237H208ZM261 236V237H260ZM12 237V236H11ZM29 237H27V241H29V239H31V240H33V237L31 236V238H29ZM114 237H115V235H114ZM112 238L113 240L115 239V238ZM119 237V238H120ZM179 237H180V239H179ZM186 237V238H185ZM204 238V239H202L201 240V238ZM211 237H213V239L211 240ZM223 238V240L224 241H222L221 240V238ZM263 237V238H262ZM4 238H5V240H4ZM12 238L13 240H16V242H17V239L15 238ZM26 238V237H25ZM29 238V239H28ZM48 238H46V239H44L43 241H45V240H47V241H49V239ZM51 238L53 239V240H51ZM54 238L57 240H54ZM98 238V237H97ZM107 238V237H106ZM209 238H210V241H208L209 240ZM217 238V239H216ZM220 239V241H219V239ZM231 238V239H230ZM38 239V238H37ZM37 239H34L35 240V242H37V241H39V240H37ZM101 239L99 238V241L100 242H102L101 241ZM195 239V240H194ZM200 239V240H199ZM226 239H229V240H226ZM42 240V239H41ZM40 240V241H41ZM108 240H109V238H108ZM163 240H164V242H163ZM196 240H198V241H196ZM204 240H205V243H207V247L205 246V244H204ZM214 240V241H213ZM255 240V241H254ZM12 241V240H11ZM40 241H39V244H40ZM137 241H139L138 243H137ZM148 241H150L149 243H148ZM167 241H166V243H167ZM208 241V242H207ZM212 241H213V244H212ZM218 243V241H219V243H218V245L216 244V242ZM228 241V242H227ZM15 242V241H14ZM31 242V241H30ZM29 242V243H30ZM32 242H34V241H32ZM106 243L107 241H103L102 243ZM116 242H118V239L117 240H115V242L114 243H108L107 242V244H112V245H114V246H116L117 244H119V243H116ZM144 242H147V243H144ZM160 242V243H159ZM190 242V243H189ZM191 242L193 243L192 245H191ZM198 242H201V243H203L204 245H203V247L205 246L206 248H203L202 246H201V243H198ZM211 242V243H210ZM222 242H224V244L222 245V244H220V243H222ZM226 242V243H225ZM249 242H252V243H249ZM53 243H55V244H53ZM59 243V242H58ZM101 243V244H102ZM153 243V244H152ZM159 244V245H156V244ZM165 243V244H166ZM195 243V244H194ZM254 243V244H253ZM263 243V244H262ZM33 244V243H32ZM37 244V243H36ZM35 244V245H36ZM39 244H37V245H39ZM151 244H152V246L154 245L156 248L158 247V246H160V249H159V247H158V250L157 249H155V247L153 248L152 246H151ZM189 244V245H188ZM211 244V245H210ZM216 244V245H215ZM14 245V244H13ZM15 245H16V243H15ZM105 247H104V250H105V248H107L108 250H110V248H111V250L112 249H114V248H116L117 246H119V245H117L116 247H114V248H112L113 246H111V247H108L106 244H103ZM136 245H138V246H136ZM195 245V246H194ZM213 245H215V246H213ZM222 245V247H220ZM107 246V247H106ZM144 246H142L141 245V251L143 252V248H144ZM151 246V247H150ZM187 247V246H190V247H194L193 248V251H195V255H194V252L192 251V250H190L188 247H187V249H183V248H185V247ZM196 246H198L197 247V249H195L196 248ZM202 247L201 248V251H200V248L199 247ZM213 248H212V247ZM37 247V246H36ZM35 247V248H36ZM211 247V248H210ZM34 248V250H37V249H35ZM39 248H41V247H39ZM149 248V249H148ZM164 248H165V252L163 251V253H161L162 251H160L161 249L162 250H164ZM227 248V249H226ZM42 249V248H41ZM48 249H50L51 251H52V249L51 248H47L46 250H45V254H42L41 255V253L39 254V249L37 250L38 251V253L37 254H39L40 255V258H41V261H40V263L41 264H44V262H45V264H48V261H46L45 259L46 258H44L45 256H48V255H50V253L48 254L47 252L48 251H50V250H48ZM97 249H99V248H97ZM96 249V251H99V250H97ZM106 249V250H107ZM118 249H119V247H118ZM117 249V250H118ZM139 249V248H138ZM144 249V250H145ZM153 249V250H152ZM198 249H199V251H198ZM204 249H205V251H204ZM206 249H207V251H206ZM210 249V250H209ZM223 249V250H222ZM259 249V250H258ZM43 250V251H44ZM48 250V251H47ZM110 250V252L111 253H109V251H106V253L108 254V256H106L105 254V256H103L102 257V255H101V257H99L100 259H103L102 261L103 262H106V261H108L109 262V260L110 259H112V258H110V255L112 254V257H114L115 256V254H114V250L113 251H111ZM116 250V249H115ZM117 250L115 251L116 252V255H118L121 251H119V253H117ZM145 250V251H146ZM209 250V251H208ZM218 250V251H217ZM41 251V250H40ZM43 251H41L42 253H43ZM50 251V252H51ZM151 251H149V252H151ZM153 251V252H154ZM169 251V250H168ZM168 251H167V253L166 254H168ZM190 251H192V253H190ZM199 253L198 254V256L200 257H198V258H196V257H194V256H196L197 255V252ZM204 251V252H203ZM210 251H212V252H210ZM213 251H214V253H213ZM224 251V252H223ZM33 253L35 252V251H32ZM79 251H77V252H75L76 254H74L73 253V256H75V257H77V258H79L80 259V262H81V259H83V264L86 262V263H89L90 262V260H88L89 258H86L87 256L89 257L90 255H88L87 253H84V252H79L81 255H79L78 256V253ZM105 252V251H104ZM113 252V253H112ZM153 252H152V254L150 253V254H146V253H144V255L145 256H149V255H153ZM203 252V254H200V253H202ZM220 254H219V253ZM53 253V252H52ZM54 253H55V251H54ZM53 253V254H54ZM78 253V254H77ZM93 253H96V252H93ZM190 254V255H187V259L188 260H185V257H186V255L185 254ZM222 253H223V255H222ZM47 254V255H46ZM53 254H51V255H53ZM57 254V253H56ZM55 254V256H57V255H60V254H57L56 255ZM84 254H86V255H84ZM89 254H92V253H89ZM99 253H97V255H98ZM113 254H114V256H113ZM121 254V253H120ZM193 254V255H192ZM226 254V255H225ZM35 256H36V254H34ZM45 255V256H44ZM70 256H68V259L70 260H72L73 262H74V264L76 263L77 264V262L76 261H79V259L77 260V258L75 259V257H73L72 256V254H69ZM77 255V256H76ZM85 256V258H84V256ZM185 255V256H184ZM203 255V256H202ZM220 255V256H219ZM42 256H44V257H42ZM61 256H63L62 254L60 255V256H58L60 259H61ZM98 256H100V254L98 255ZM162 256H163V258H162ZM202 256V257H201ZM235 256V257H234ZM39 257V256H38ZM38 257L36 258V261H37V259H38ZM64 258H62V260H65V262L68 260V259H65V254H64V256H63ZM71 257H73V258H71ZM91 257V256H90ZM106 257L108 258V259H106ZM151 257V256H150ZM153 257V256H152ZM180 257V258H179ZM193 257V259L192 260H194V261H192L191 260V258ZM226 257H228L227 259H226ZM40 258H39V260H40ZM44 258V259H43ZM49 258H51V257H49ZM48 257H47V260L49 259ZM56 258V257H55ZM67 258V257H66ZM92 259H95V257H94V255H92V257H91ZM90 258V259H91ZM98 258V257H97ZM96 258V259H97ZM157 260H158V258L157 257H155ZM155 258H153V259H155ZM159 258V259H160ZM167 258V257H166ZM163 259V260H161V262H160V260H159V264H163V262L165 261V263L166 264H169V263H167L166 261H168L167 259ZM195 258H196V260H195ZM202 258V259H201ZM220 258V259H219ZM222 258H224V260H222ZM32 259V258H31ZM30 259V260H31ZM53 258H51V260H52ZM91 259V260H92ZM106 259V260H105ZM174 259H175V261H174ZM184 259V260H183ZM200 259H201V261H200ZM240 259V260H239ZM34 260H35V258H34ZM33 260V261H34ZM39 260L37 261V262H34V263H36V264H40L39 263ZM45 260V261H44ZM57 260V259H56ZM59 260V259H58ZM62 260H59L58 261V263H60L61 264V262L60 261H62ZM69 260H68V262H69ZM85 260H87V261H85ZM219 260V261H218ZM44 261V262H43ZM96 261V264H100V263H98L97 261H98V259L97 260H95ZM94 261V262H95ZM100 261V260H99ZM156 261V260H152V261H150V263H153L154 264V262ZM163 261V262H162ZM187 261H189V262H187ZM204 261V262H203ZM47 262V263H46ZM49 262H50V260H49ZM92 262V261H91ZM90 262V263H91ZM94 262H92L93 264H95ZM157 262V261H156ZM197 262H196V264H197ZM29 263L30 264H33V262L31 263V261H29ZM51 263V262H50ZM70 263H71V261H70ZM82 263V262H81ZM91 263V264H92ZM113 263V262H112ZM117 263V262H116ZM52 264V263H51ZM62 264H64L63 263V261H62ZM65 264H69V263H65ZM72 264V263H71ZM78 264H79V262H78ZM103 264V263H102ZM108 264V263H107Z\"/></svg>",
	"mask_w": 264,
	"mask_h": 264
},
{
	"label": "bare ground",
	"instance_id": "6f19581e",
	"mask_svg": "<svg viewBox=\"0 0 264 264\" xmlns=\"http://www.w3.org/2000/svg\"><path fill=\"white\" fill-rule=\"evenodd\" d=\"M225 116H226V115H225ZM225 116H224V117H225ZM221 117H222V116H221ZM227 117H228V116H226V119H227ZM229 118H231V117L229 116ZM232 119H233V118H231V120H232ZM240 122H241V121H240ZM240 122H239V123H240ZM239 123H238V124H239ZM225 124H226V123H225ZM238 124H237V127H238ZM242 124H243V123H242ZM220 125H221V124H220ZM226 125L228 126V124H226ZM232 125H233V124H232ZM221 126H222V125H221ZM240 126H241V125H240ZM243 126H244V124H243ZM224 127H225V125H224ZM229 127H230V126H229ZM232 127H233V126H232ZM227 128H228V127H227ZM225 129H226V127H225ZM238 129H240V128H238ZM237 131H238V130H237ZM221 132H222V130H221ZM225 132H226V131H225ZM222 133H223V132H222ZM221 136H222V135H221ZM221 138H223V137H221ZM216 139H217V138H216ZM227 139H228V138H227ZM218 140H219V139H218ZM229 140H230V139H229ZM214 141H215V140H214ZM215 142H216V141H215ZM218 142H219V141H218ZM224 142H225V141H224ZM99 143H102V142H99ZM99 143H97V144H99ZM228 143H230V142H228ZM102 144H103V143H102ZM213 144H214V143H213ZM213 144H212V145H213ZM218 144H219V143H218ZM221 144H222V143H221ZM100 145H101V144H99V147H101V149H102V146H100ZM103 145H104V144H103ZM106 145H107V144H106ZM210 145H211V144H210ZM229 145H230V144H229ZM104 146H105V145H104ZM114 146H115V148H114ZM95 147H96V149H97L98 146H95ZM99 147H98V148H99ZM111 147H112V148H111ZM261 147H262V146H261ZM261 147H260V149H261ZM209 148H210V147H209ZM215 148H216V147H215ZM215 148H214V150H215ZM257 148H258V147H257ZM91 149H92V148H91ZM91 149H90V147H89V148H87V149L82 153V155H81L82 158H83L84 155L87 156V158H84L85 162H82L83 164L79 162V164H81V165H79V164L77 165V164H76V165H74L75 168H74V167H71V168H70V169H72L71 172H73V173L75 172V173H74L75 175H73V173L70 174V175H72V177H73V176L76 177V175H77L76 173H77V172H78V174H79V175H77V177H78V176L80 177L81 174H83V172H84V170H85V168H86V165H88L89 161L91 160L90 163H93V161H94L95 159H96V160L98 159V157H99V153L104 152V151H102L100 148H99V149H100L101 151L98 152V151H97L98 149H97L96 151H97L98 153H97L96 151H95L96 153L94 152L95 154H98L97 157L95 158L96 155H92ZM104 149H105V148H104ZM109 149H110V150L113 149V150L110 151ZM115 149H116V145H115V144H112V145H109V144H108L106 151L108 150V151H110V153L107 152V154H114V153H112V151H113V152H116ZM117 149H118V148H117ZM120 149H121V148H119L117 151H119ZM203 149H204V148H203ZM260 149H259V150H260ZM121 150H122V154H121ZM121 150L118 152L119 154L122 155L121 157H120V156H119V157H120L121 159H123L122 161L119 160L120 158L118 159V160L120 161V162L118 161V163H121V164H122V165L120 164L121 166H124L123 164H125V163H124L125 160L128 159V160L130 161V159H132V158H133L132 160H134V159L136 160L137 157H141V159L146 157L147 159H149V160L152 161V162L154 161V162H156V163H157V162L160 163V161H157V160H159V158L157 157V159H156V156H157V154H158V153H157L158 151H157V152H156V151H153V152L148 153V154H142V153H140V152H138L137 150L132 149V148H125V149H121ZM204 150H206V148H205ZM204 150H203V152L205 153L206 151H204ZM207 150H210V149L207 148ZM216 150H219V149H216ZM235 150H236V149L234 148V151H235ZM255 150H256V149H255ZM255 150H253V151H255ZM259 150H258V151H259ZM201 151H202V149H201ZM222 151H223V150H222ZM222 151H220V152H222ZM228 151H229V150H228V148H227V152H228ZM260 151H261V150H260ZM263 151H264V150H263ZM154 152H156L157 154L154 153ZM211 152H215V151H211ZM211 152H210V154H211ZM223 152H225V151H223ZM236 152H239V151L236 150ZM256 152H257V151H256ZM261 152H262V151H261ZM261 152H260V153H261ZM204 153H203V154H204ZM207 153H209V151H208ZM216 153H217V152H216ZM239 153H240V152H239ZM239 153H238V155H239ZM250 153H251L250 155L252 156V152H250ZM254 153H255V152H254ZM263 153H264V152H263ZM107 154H105V155H107ZM201 154H202V153H201ZM205 154H206V153H205ZM205 154H204V155H205ZM210 154H209V155H210ZM214 154H215V153H214ZM214 154H212V155H214ZM219 154H220V153H219ZM219 154H216V155H219ZM221 154H222V153H221ZM230 154H231V153H230ZM234 154H235V153H233V155H234ZM236 154H237V153H236ZM248 154H249V153H248ZM255 154H256V153H255ZM114 155H116V154H114ZM154 155H155V156H154ZM197 155H198V154H197ZM207 155H208V154H207ZM207 155H206V156H207ZM222 155H223V154H222ZM222 155H220V156H222ZM238 155H237V156H238ZM243 155H245V156H243ZM243 155H242V153L240 154L241 158H239L240 156H238V158H239L241 161H242V158H244V157L247 159L246 154L243 153ZM250 155H249V156H250ZM260 155L262 156L263 154H260ZM81 156H80V157H81ZM86 156H84V157H86ZM92 156L94 157V158H93L94 160H93L92 158L90 159V157H92ZM160 156H161V155H160ZM162 156H163V155H162ZM162 156H161V157H162ZM191 156H192V155H191ZM202 156H203V155H201V157H202ZM220 156H219V157H220ZM227 156L229 157V155H227ZM237 156H236V157H237ZM154 157H155V158H154ZM201 157H200V158H201ZM210 157H211V159H213V160H214V158H216L215 155H214V158H212L211 155H210ZM228 157H227V158H228ZM256 157H258V156H256ZM82 158H81V159H82ZM88 158H89L90 160H88ZM129 158H130V159H129ZM167 158H168V157H167ZM202 158H203V157H202ZM204 158H205V156H204ZM204 158H203V159H204ZM207 158H208V157H207ZM222 158H223V157H221V160H220V161H222ZM238 158H237V159H238ZM245 158H244V159H245ZM250 158H251V157H250ZM263 158H264V157H263ZM263 158H262V159H263ZM79 159H80V158H79ZM79 159H78V161H79ZM124 159H125V160H124ZM137 159H138V158H137ZM161 159H162V158H161ZM187 159H188V158H187ZM218 159H220V158H218ZM239 159H238V160H239ZM256 159H257V158H256ZM86 160H87V161H86ZM96 160H95V162L98 164L99 159H98V161H96ZM128 160H127V162L125 161L126 164L129 163ZM132 160H131V161H132ZM149 160H147V161H149ZM162 160H163V159H162ZM199 160H200V159H199ZM205 160H209V159H206V158H205ZM223 160H224V159H223ZM227 160L229 161V158H228ZM258 160H259V159H258ZM263 160H264V159H263ZM58 161H59L58 159H56L55 157H53V156L50 155V154H44V155L41 157V159L38 160V162H37V161H28V160L18 159V160H15V161L12 163V174L15 175V176L18 174V177H22L23 179H24V177H25V180H27V179L30 180V178H31L33 175H35L36 172H37L38 170H40V169H42V168H56V169H59V168H57V167H58ZM80 161H81V160H80ZM131 161H130V162H131ZM144 161H145V163H146V159H144ZM150 161H149V162H150ZM164 161H165V160H164ZM164 161H162V162H164ZM175 161H176V160H175ZM203 161H204V160H203ZM209 161H210V160H209ZM220 161H219V162H220ZM235 161H236V160H235ZM248 161H249V159H248ZM252 161H253V159H252ZM254 161H255V160H254ZM254 161H253V162H254ZM87 162H88V163H87ZM101 162H102V161H101ZM122 162H123V163H122ZM133 162H134V161H132V163H133ZM136 162H138V161H136ZM139 162H140V161H139ZM152 162H151V164H152ZM154 162H153V163H154ZM167 162H169V161L167 160ZM183 162H185V161H183ZM189 162H190V159H189ZM205 162H206V161H205ZM214 162H216V161H214ZM233 162H234V161H231V160H230V163H233ZM239 162H240V161H239ZM253 162H252V163H253ZM76 163H78V162H76ZM147 163H148V162H147ZM170 163H171V161H170ZM187 163H188V162H187ZM199 163H200V162H199ZM221 163H222V162H221ZM223 163H225V162L223 161ZM223 163H222V164H223ZM246 163L248 164L247 161H246ZM257 163H258V161H257ZM257 163H256V164H257ZM126 164H125V165H126ZM134 164H135V163H134ZM137 164H138V163H137ZM142 164H143V163H142ZM173 164H174V162H172L171 164H169L170 167H171V165H173ZM175 164H177V163H175ZM249 164H250V163H249ZM59 165H60V164H59ZM61 165H62V164H61ZM89 165H90V164H89ZM89 165H88V166H89ZM91 165H92V164H91ZM91 165H90V166H91ZM120 165H118V167H121ZM143 165H144V164H143ZM166 165H167V163H166ZM169 165H168V166H169ZM182 165H183V164H182ZM195 165H196V164H195ZM207 165H208V164H206L205 167H207ZM217 165H218V164H217ZM224 165H225V164H223V167H224ZM231 165H232V168H233V165H235V164H230V165H229V166H230L229 168H230V171H231V172H229V173L232 174V170H231L232 168H231ZM237 165H238V164H236V167L238 168L237 170H239V167L242 166V165H240V166H237ZM252 165H253V167L255 166L254 163H253ZM258 165H260V164H258ZM263 165H264V164H263ZM81 166H84V167L81 168ZM96 166H97V165H96ZM128 166H129V165H128ZM136 166H137V165H136ZM176 166H178V164H177ZM176 166L174 167V165H173L171 168H170V167H169V168H164V166L162 165V166H160V167H161V168L163 167L162 169H163L164 171L162 170L161 172H164V173L167 172V173L169 174V172L175 170L174 168H176ZM203 166H204V165H203ZM219 166H220V165H219ZM227 166H228V165H227ZM227 166H226V167H227ZM245 166H246V165H245ZM247 166H249V165H247ZM59 167H60V166H59ZM61 167L63 168V166H61ZM138 167H139V166H138ZM150 167H152V166H150ZM157 167H158V166H157ZM180 167H181V162H180ZM184 167H185V166H184ZM184 167H183V168H184ZM187 167H188V165H187ZM190 167H191V166H190ZM213 167H214V166H213ZM223 167H222V168H223ZM226 167H224V169H225ZM234 167H235V166H234ZM236 167H235V168H236ZM253 167H252V168H253ZM257 167H258V166H256V168H257ZM73 168H74V170H73ZM91 168H92V167H91ZM124 168H125V167H124ZM124 168H123V169H124ZM126 168H127V167H126ZM177 168H178V167H177ZM185 168H186V167H185ZM188 168H189V167H188ZM216 168H217V167H216ZM242 168H243V167H242ZM247 168H248V167H247ZM252 168H251V170H252ZM60 169H61V168H60ZM67 169H68L67 167H66V170H64V168H63V170H64L65 172H67ZM116 169H117V168H116ZM128 169H129V168H128ZM138 169H139V168H138ZM165 169H166V170L169 169V171H165ZM178 169H180V168H178ZM193 169H194V168H193ZM197 169H199V167H198ZM204 169H206V168H204ZM212 169H214V168H212ZM224 169H222L223 174L226 172V170L224 171ZM243 169H244V168H243ZM86 170H87V168H86ZM120 170H121V169H120ZM124 170H125V169H124ZM126 170H127V169H126ZM151 170H152V169H151ZM235 170H236V169H235ZM237 170H236V171H237ZM251 170H250V171H251ZM261 170H262V169H261ZM263 170H264V168H263ZM57 171H59V170H57ZM61 171H62V170H61ZM79 171H80V172L82 171V173L80 174ZM88 171H90V170H88ZM134 171H135V170H134ZM136 171H137V170H136ZM176 171H177V170L173 171V172H175V176H173L174 173H173V175H172L173 177H172L171 175H168V174H165L164 176H166V177H168V176L171 177V180H172V178H174V179H173V181H174V180H175V177H176L177 174L179 173V172L176 173ZM190 171H191V170H190ZM194 171H195V170H194ZM198 171H199V170H198ZM201 171H202V169H200L199 174H200V173L203 174V171H204V170H203L202 172H201ZM205 171H206V170H205ZM218 171H219V170H218ZM220 171H221V168H220ZM227 171H229V170H228V167H227ZM236 171H235V172H236ZM18 172L20 173V175H19ZM65 172H64V173H65ZM93 172H94V171H93ZM126 172H127V171H126ZM144 172H145V171H144ZM150 172H151V171H150ZM154 172H155V171H154ZM158 172H159V171H158ZM183 172H185V171H183ZM188 172H189V170H188ZM233 172H234V171H233ZM243 172H244V171L241 172V173H242V174H241L242 176H243ZM248 172H249V171L247 170L246 173H248ZM62 173H63V172H62ZM68 173H70V171H69ZM91 173H92V172H91ZM171 173H172V172H171ZM192 173H194V172H192ZM197 173H198V172H197V170H196V174H197ZM218 173H219V172H218ZM236 173L238 174V172H236ZM257 173H258V172H257ZM66 174H67V173H66ZM97 174H98V173H97ZM121 174H122V173H121ZM130 174H131V173H130ZM130 174H129V175L127 174V175L130 176ZM140 174H141V172H140ZM152 174H154V173H152ZM155 174H156V173H155ZM155 174H154V176H155ZM181 174H182V173H181ZM189 174H190V173H189ZM214 174H215V173H214ZM216 174H217V173H216ZM234 174H235V173H234ZM84 175H85V174H84ZM102 175H104V174L102 173ZM108 175H109V174H108ZM116 175H117V174H116ZM118 175H119V174H118ZM127 175H124V176H127ZM131 175H132V174H131ZM135 175H136V173H135ZM142 175H143V174H142ZM142 175H141L142 178H141V177H140V178H141V180L144 181V179H143V176H144V175H143V176H142ZM157 175H158V178H159L157 181H159V182H160L161 180L163 181V177H164V176H163V175H160V173H159V174L157 173ZM167 175H168V176H167ZM224 175H225V174H224ZM227 175H229V174H227ZM68 176H69V175H68ZM92 176H93V175H92ZM94 176H95V175H94ZM97 176H99V175H97ZM136 176H137V175H136ZM138 176H140V175L138 174ZM147 176H148V175H147ZM150 176H151V173H150ZM160 176H162V177H161V178H162L161 180H160ZM186 176H187V177H186L187 179H189V178H191V177L194 178V177H193L194 174H192V176H191V175H189V176L186 175ZM190 176H191V177H190ZM200 176H201V174L199 175L198 178H200ZM208 176H209V175H208ZM213 176H214V175H213ZM218 176H219V175H218ZM221 176H222V174L219 176L220 180H221ZM225 176H226V175H225ZM225 176H224V177H225ZM232 176H233V175H232ZM237 176L239 177L240 174L237 175ZM242 176H241V178H242ZM69 177H71V176H69ZM75 177H74V178H75ZM77 177H76V178H77ZM103 177H105V176H103ZM119 177H120V176H119ZM134 177H135V176H134ZM166 177H164V178L166 179ZM169 177H168V178H169ZM201 177H202V176H201ZM210 177H211V176H210ZM222 177H223V176H222ZM226 177H227V176H226ZM230 177H231V176H230ZM234 177H235V176H234ZM238 177H237V180L240 179V178H238ZM0 178L3 179L4 176L0 175ZM76 178H75L74 183H75L76 181H77V183H79V181L76 180ZM81 178H82V177H81ZM81 178H80V179H81ZM87 178H88V177H87ZM106 178H107V177H106ZM108 178H109V177H108ZM111 178H112V177H110V179H111ZM113 178H114V177H113ZM124 178H125V177H124ZM128 178H129V177H127V180H129ZM148 178H149V177H148ZM151 178H153V177H151ZM151 178H150V179H151ZM156 178H157V176H156ZM177 178H181V179L179 180V179H177ZM186 178L182 179V177H181V175H180V177H179V176L176 177V180H175V181H176L177 183L179 182V184L182 183L184 180L189 181V180H187ZM192 178L190 179V181L193 180ZM198 178L196 177L195 180H198ZM212 178H213V177H212ZM215 178H216V176H215ZM1 179H0V181H1ZM70 179H71V178H70ZM78 179H79V178H78ZM80 179H79V180H80ZM116 179L119 180L118 178H116ZM145 179H146V176H145ZM216 179H217V178H216ZM222 179H223V178H222ZM224 179H225V178H224ZM229 179H230V178H229ZM244 179H245V178H244ZM251 179H252V178H251ZM4 180H5V182H4ZM4 180H3L4 184L7 183V181H6L7 179L4 178ZM99 180H100V177H99ZM101 180H103V179H101ZM113 180H114V179H113ZM117 180H116V181H117ZM130 180H131V179H130ZM134 180H136V178H135ZM139 180H140V179H139ZM154 180H155V179H154ZM168 180H169V179H168ZM178 180H179V181H178ZM182 180H183V181H182ZM201 180H202V178H201ZM217 180H218V179H217ZM230 180H231V179H230ZM232 180H233V178H232ZM232 180H231V181H232ZM237 180H236V181H237ZM240 180H241V181H240ZM240 180H239V182H243L242 179H240ZM248 180H249V179H248ZM82 181H83V180H81L80 182H82ZM84 181H85V180H84ZM90 181H91V180H90ZM90 181H89V182H90ZM94 181H96V179L92 180L91 183H93ZM97 181H98V179H97ZM114 181H115V180H114ZM124 181H125V180H124ZM162 181H161V183H162ZM165 181H166V184L168 185L167 180H165ZM165 181H164L163 183H165ZM180 181H181V182H180ZM211 181H212V180H211ZM218 181H219V180H218ZM231 181H230V182H231ZM234 181H235V180H234ZM234 181H232V184H231L232 186H233V184H234V183H233ZM236 181H235V183H236ZM249 181H251V180H249ZM249 181H248V183H249ZM1 182H2V181H1ZM3 182H2V183H3ZM70 182H73V180H71ZM70 182H69V183H70ZM101 182H102V181H101ZM104 182H105V181H104ZM106 182H107V181H106ZM119 182H120V180H119ZM119 182H118V183H119ZM121 182H122V181H121ZM139 182H140V181H139ZM168 182H170V180H169ZM171 182H172V181H171ZM193 182H194V181H193ZM195 182H196V181H195ZM197 182H199V181H197ZM228 182H229V181H228ZM228 182H227V185H229ZM239 182H237L236 184L238 185ZM2 183H1V184H2ZM86 183H87V182L85 181L84 184H86ZM94 183H95L94 185H96L97 182H94ZM99 183H100V182H99ZM99 183H98V184H99ZM131 183H132V180H131ZM131 183H130V184H131ZM134 183H135V182H134ZM137 183H138V182H137ZM145 183H146V182H145ZM161 183H159V185H160ZM184 183H185V182H184ZM199 183H201V185H202L204 182L202 183V181H201V182H199ZM9 184H10V183H9ZM9 184H8V185H5V186H7L6 188L3 186L4 188L2 187V188H0V190L3 189L2 192H4V189H5V190L8 189ZM70 184H71V183H70ZM87 184H88V183H87ZM101 184H102V183H100L99 185H101ZM103 184H104V183H103ZM103 184H102V185H103ZM120 184H121V183H120ZM125 184H126V183H125ZM130 184H129V185H130ZM140 184H142V183H139V184H136V185H140ZM172 184H173V186L176 185V183L174 184L173 182H172L170 185H172ZM179 184H178V185H179ZM187 184H189V182H188ZM187 184H184V185H187ZM192 184H193V183H192ZM207 184H208V183H207ZM218 184H219V182H218ZM236 184H235V185H236ZM239 184H240V183H239ZM10 185H11V184H10ZM71 185H72V186H73V185H76V183H75V184L72 183ZM71 185H70V186H71ZM80 185H81V184H80ZM80 185H79V186H80ZM89 185H90V184H89ZM94 185H93V186H94ZM105 185H107V184L105 183ZM112 185H114V183H113ZM112 185H111V186H112ZM116 185H117V184H116ZM142 185H143V184H142ZM144 185H148V184L146 183V184H144ZM170 185H168V186H170ZM189 185H190V184H189ZM189 185H187V186H189ZM195 185H196V187L198 186L197 183H196V184L194 183L193 186H192V188H193ZM201 185H200V186H201ZM203 185H204V184H203ZM235 185H234V186H235ZM13 186H14V185H13ZM27 186L30 187V185H25V186H22V187H17V189L15 188L16 191H15V189H14V190H13L14 192H12L11 190L7 192V190H6L7 193H4V194H3V193H0V203H1V202H2V204H3V203H4V204L7 203L6 206H5V208H4V207L2 206V204H1L2 207L0 206V208H1L0 210H2V208H4L5 210H6V209L9 210V208H8L7 206L10 205V207H11V204H13V203L15 204L14 206L17 207L16 203L19 202L18 200H20V201H21V199L24 200L25 197L29 196V194H30V197H31V196H34V195L37 193V191H40V190H41L40 188H39V189H36L34 186H31V189H32V188H35V189L31 190V189H29V187H27ZM70 186H68V187H70ZM76 186H77V188H79L78 185H76ZM76 186H75V188H76ZM85 186H86V185H85ZM93 186H91V187H93ZM111 186H110V187H111ZM118 186H119V188H120V186H122V185H118ZM118 186H116V187H118ZM164 186H166V185L164 184ZM164 186H163V187H164ZM173 186H172V187H173ZM179 186H181V185H179ZM187 186H184V188H185L184 191H185V192H189V191L191 190V191L193 192V190H192L191 188H190V189L187 188ZM200 186H198V187H200ZM234 186H233V187H234ZM9 187H10V186H9ZM14 187H15V186H14ZM14 187H13V188H14ZM82 187L84 188V185H83V184H82V186H81L80 189H82ZM94 187H95V186H94ZM125 187H126V190H127V187H128V186L125 185ZM131 187H133V186L131 185ZM138 187H139V186H138ZM138 187H136V189H137ZM140 187H141V186H140ZM145 187H147V186H144L143 188H145ZM219 187H220V186H219ZM222 187H223V186H222ZM230 187H231V186H230ZM242 187H243V185H242ZM26 188H28V191H29V190L32 191V192H31V191L27 192V193H28L27 196L25 195L26 192H24ZM46 188H50V187H45L44 189H46ZM51 188H55V187H51ZM51 188L48 189L49 192L52 191ZM56 188H57V187H56ZM56 188H55V189H56ZM59 188H60V187H59ZM64 188H65V187H64ZM71 188H72V187H71ZM75 188H74V189H75ZM87 188H88V187H87ZM96 188H97V187H96ZM98 188H99V187H98ZM102 188H103V186H102ZM106 188H107V187H106ZM122 188H123V187H122ZM161 188H162V187H161ZM166 188H167V187H166ZM170 188H171V186H170ZM175 188H176V186H175ZM177 188H178V187H177ZM202 188H203V187H202ZM207 188H208V187H207ZM226 188H227V187H226ZM231 188H232V187H231ZM235 188H236L235 190H237V187H235ZM240 188H241V186H240ZM10 189H12V186L10 187ZM44 189L41 190V192H42L43 194H44V192H43ZM55 189H54L53 191H55ZM67 189H68V188H67ZM80 189H79V190H80ZM90 189H92V188L87 189L88 191H87V193H86V192H85L86 190H85V188H84V192H85V193H84V192H80V193H82V196H81V194H80L81 198L84 199V196H85L86 198H89V197H90V200H91L90 203H91V202H92V203L100 202V199H101V201H102V198H103V197H100V198H99V195H102V193L105 194V193L103 192L105 189L102 191L101 194L96 193V191H94V189H93V191H94L96 194H92V195H90L91 193H93V192H91L92 190L90 191ZM115 189H116V188H115ZM115 189H114V190H115ZM117 189H118V188H117ZM136 189H133V190H136ZM138 189H139V188H138ZM140 189H141V188H140ZM147 189H148V188H147ZM168 189H169V188H168ZM168 189H167V191L171 190L172 188L169 189V190H168ZM215 189H216V188H215ZM218 189H219V188H218ZM26 190H27V189H26ZM34 190L36 191L35 194L33 193ZM50 190H51V191H50ZM57 190H58V189H57ZM65 190H66V189H65ZM77 190H78V189H77ZM101 190H102V189H101ZM106 190H107V189H106ZM111 190H113V189H111ZM118 190H119V189H118ZM122 190H123V189H122ZM129 190H130V188H129ZM131 190H132V189H131ZM145 190H146V188H145ZM159 190H160V189H159ZM161 190H162V191H161ZM161 190H160V193H159V192H157V193H159L158 195L161 196L160 199L162 198V200H163V197H164L165 195L167 196L168 193H166V194L163 193V190L165 191V188H163V189H161ZM176 190H177V189H176ZM178 190H179V189H178ZM178 190H177L176 192H178ZM188 190H189V191H188ZM203 190H204V189H203ZM228 190H229V189H228ZM228 190H227V191H228ZM243 190H244V189H243ZM247 190H248V189H247ZM44 191H45V190H44ZM69 191H70V192H73L72 189L69 190ZM80 191H81V190H80ZM89 191H90V192H89ZM107 191H109V190H107ZM107 191H106V192H107ZM171 191H172V190H171ZM174 191H175V190H174ZM174 191H173V192H174ZM191 191H190V193H191ZM195 191H196V189H195ZM206 191H207V189H206ZM218 191H219V190H218ZM232 191H233V189H232ZM240 191H241V190H240ZM9 192H10V193H9ZM66 192H67V191H66ZM88 192H89V194H88ZM99 192H100V189H99ZM124 192H125V191H123V194H122V195H124ZM131 192H132V193H131V194H132V197H134L133 195H136V196L139 195V193L137 194V192H135V191H131ZM138 192L141 193V192H143V191H142V190H141V191L139 190ZM144 192L146 193V191H144ZM161 192H162V193H161ZM169 192H170V191H169ZM180 192H181V191H180ZM180 192H178V194H176L175 192H174V193H175L177 196H178V195L180 196ZM185 192H183V190H182V192H181V196H182L183 194H185ZM197 192H198V191H197ZM32 193H33V194H32ZM47 193H48V191H47ZM53 193H54V192H52V194H53ZM64 193H65V192H64ZM73 193H74V192H73ZM73 193H72V195H73ZM83 193H84V194H83ZM110 193H111V192H110ZM129 193H130V191H129ZM133 193H134V194H133ZM171 193H172V192H171ZM174 193H173V195H171V194L169 193V195L167 196V198H166V196L164 197V198L167 199V200L164 199L167 203H166L164 200H163L164 202L161 200V201H162V204H163V203H166V205L164 204V206L168 207V205H169V206L172 205V201H170V202H171V204H170L168 197L170 196L169 198H170V199L172 198L171 200H173V198L177 197V196L174 195ZM190 193H189V194H190ZM208 193H210V192H208ZM224 193H225V192H224ZM227 193H228V192H227ZM234 193H235V192H234ZM244 193H245V192H244ZM246 193H247V191H246ZM37 194H38V196H39V192H38ZM37 194H36V195H37ZM43 194H42L41 196H39V199H40L42 196H45V195H43ZM45 194H46V193H45ZM70 194H71V193H70ZM75 194H78V193H75ZM85 194H86V195H85ZM112 194H113V193H112ZM131 194H130V195H131ZM160 194H162V195H160ZM189 194H188V195H189ZM199 194H200V193H199ZM204 194H205V193H203V195H204ZM220 194H221V193H220ZM231 194H233V192H231ZM23 195H25V197H23ZM49 195H50V194L48 193V195H46V196H49ZM66 195H67V194H66ZM118 195H120V192H118ZM118 195H117V197H118ZM122 195H121V196H122ZM125 195L127 196L126 193H125ZM125 195H124V196H125ZM130 195H128L127 197H126V196H125V197L123 196V197H124V198H130V197H129ZM140 195H141V194H140ZM140 195L138 196L139 198H141ZM142 195L144 196V193H142ZM156 195H157V194H156ZM156 195H155V197H152V198H156ZM163 195H164V196H163ZM185 195H187V194H185ZM188 195H187V196H188ZM201 195H202V194H201ZM208 195H209V194H208ZM215 195H218V196H219V194H215ZM241 195H242V194H241ZM246 195H247V194H246ZM38 196H36V197H38ZM55 196H56V194H55ZM63 196H64V194H63ZM70 196H71V195H70ZM77 196H78V195H77ZM109 196H110V195H109ZM145 196H146V195H145ZM162 196H163V197H162ZM174 196H175V197H174ZM179 196H178V197H179ZM189 196H190V195H189ZM194 196H195V195H194ZM197 196H198V195H197ZM199 196H200V195H199ZM220 196H223V193H222ZM226 196H227V195H226ZM226 196H223V197H225V200H226ZM238 196H239V194H238ZM57 197H58V196H57ZM78 197H79V196H78ZM132 197H131V199H132ZM138 197H137V198H138ZM200 197H201V196H200ZM200 197H198V198H200ZM203 197H204V196H203ZM206 197H207V196H206ZM206 197H205V198H206ZM213 197H214V196H213ZM213 197H212V198H213ZM216 197H217V196H216ZM243 197H244V196H243ZM27 198H28V197H27ZM61 198H62V197H61ZM75 198H76V197H75ZM98 198H99V200H98ZM109 198H110V197H109ZM115 198H116V196H115ZM134 198H136V197H134ZM142 198H143V197H142ZM142 198H141V199H142ZM146 198H148V197L146 196ZM146 198H144V199H146ZM149 198H150V197H149ZM181 198H182V197H181ZM219 198H220V197H219ZM221 198H222V197H221ZM227 198H228V197H227ZM229 198H230V197H229ZM232 198H234V196H233ZM241 198H242V197H241ZM69 199H70V197H69ZM73 199H74V198H73ZM93 199H94V200H93ZM95 199H97V200H95ZM103 199H104V198H103ZM110 199H111V198H110ZM117 199H118V198H117ZM121 199H123V198L121 197ZM141 199L137 201L138 204L135 202L136 199H133L134 203H135L136 205L139 206L138 208H137V206H136L135 204H134L135 206L133 205V201H132V204H130L131 201H128L127 203H124L125 201L122 200V202H123L124 204H127V205L130 204V205H128V206H130L129 209H133V207H134V209H136V210H137V209L140 210V211H141V214H142L143 212H144V214H146V213L148 212L146 209H147V207H149V206L151 207V209L159 208V207L162 209V207H163L162 204H161L162 206H158V200H156V201H157V202H156L155 199H154V201H155L154 204H155L156 206H155L154 204H153V205L150 204V205H147V206L144 205V206L146 207V209H145L144 207H142V206H143L142 204H141L142 206L139 205V201H141ZM157 199H158V197H157ZM176 199L178 200L179 198H175L174 200H176ZM186 199H190V197H188V198L186 197ZM195 199H196V198H195ZM203 199H204V198H203ZM223 199H224V198H223ZM236 199H237V197H236ZM238 199H240V197H239ZM28 200H29V199H28ZM28 200H27V201H28ZM36 200H38V198H37ZM36 200H35V201H36ZM40 200H41V199H40ZM42 200H44V199H42ZM78 200H80V202H82V199L79 198ZM104 200H106V199H104ZM118 200H119V199H118ZM124 200H125V199H124ZM129 200H130V199H129ZM142 200H143V199H142ZM149 200H150V199H149ZM200 200H202V197H201ZM200 200H199V202H198L197 204H200V205H202V206L195 204L196 201H195V203H194V202H193L194 200L192 199V203H193V204H192V205H193L192 207H195V208H193V211L197 209L196 212H193V211H192V207L189 206V204L191 205V203H190L191 201H190L189 204H188V203L186 204V206H187V205L189 206V207L187 206V208H189V210L191 209V210H190V213H189V214L187 213V214L185 215V217H184V216H181V215H180V217H184L183 219H185V218L188 219V215H190V216H189L190 219H189L188 221H190L193 225L191 224V226L189 227V223H188L187 220H186L187 223H186L185 221H184V222L182 221L183 224L185 223V227L188 226V228H189V232H190L191 229H192V231H193V232L195 231V233L198 231L199 234H198V232H197L196 234H198L199 236L201 235V237H202V234H203V236L206 235V237H207V233H205V232L208 231V233H210L209 230H211V229L213 230V228H215V226H214V221H215V225H216V221L219 220V218H221V216L219 217V215H220V214L222 213V211H223V210H221V213L219 214L218 210L220 211V209H224V208H220V209H219V207H216V208H218L217 212H216L215 210H213L214 213L216 212V213H215L216 215H214V216H217V217H218V218L216 217V219H217V220H216L215 217L212 216V214H211L213 211H212L211 213H210V211H209V209L211 210V208L213 209V207H215L214 203H213L214 206L211 204L212 202L210 203L211 206H208L209 203H208V205H207L206 203H207V200H209V199H207L206 202H205V200H203L204 203H202L203 201L201 202ZM216 200H217V199H216ZM225 200H224V201H225ZM16 201H17V202H16ZM46 201H47V200H46ZM64 201H65V200H64ZM66 201H67V200H66ZM75 201H76V200H75ZM95 201H96V202H95ZM150 201H151V200H150ZM159 201H160V200H159ZM182 201H183V200H182ZM182 201H180V202H182ZM184 201H185V200H184ZM184 201L182 202V204L184 203L183 205H184V209H185L186 206H185V202H184ZM186 201H187V200H186ZM212 201H213V200H212ZM238 201H239V200H238ZM238 201H237V202H238ZM15 202H16V203H15ZM56 202H57V201H56ZM71 202H72V201H71ZM78 202H79V201H78ZM87 202H89V201H87ZM116 202H117V201H116ZM142 202L144 203V200L141 201L140 203H142ZM147 202H148V201H147ZM147 202H146V204H147ZM200 202H201L202 204H201ZM208 202H210V201H208ZM220 202H221V201H219V203H220ZM222 202H223V201H222ZM245 202H246V201H245ZM27 203H28V202H27ZM84 203H85L86 205L88 204V203H86V201H85V202L83 201V204H84ZM101 203H102V202H101ZM118 203H121V202L118 201ZM149 203H150V202H149ZM159 203H160V202H159ZM168 203H169V204H168ZM173 203H174V202H173ZM217 203H218V202H217ZM235 203H236V202H235ZM45 204H46V203H45ZM61 204H62V202L60 203V205H61ZM67 204H68V203H67ZM85 204H84V208H85ZM167 204H168V205H167ZM182 204L179 203V204H177V206H176L175 203H174L173 205H175L176 207H178L179 209H181L182 206L179 207V205H182ZM204 204H206V206H208L209 209H208V208L205 209L206 206L204 207ZM224 204H225V203H223V205H224ZM18 205H20V204H18ZM43 205H44V204H43ZM43 205H42V206H43ZM76 205H77V204H76ZM88 205H89V208H87V210H90V208H91V209L93 208L92 211H94V210H95V211H96V210L99 211V209H100L99 212H101V211H104L103 209L106 208V207L104 208L103 206H102V208H100L101 205H99V203H96V205H98V207H97L98 209H95L96 207L94 208V206H96L95 204H93L94 206H92V204H91V205L88 204ZM102 205H103V204H102ZM173 205H172V206H173ZM218 205H219V204H218ZM231 205H232V204H231ZM235 205H237V204H235ZM235 205H234V206H235ZM238 205H239V204H238ZM240 205H241V203H240ZM244 205H245V204H244ZM244 205H243V206H244ZM47 206H48V205H47ZM55 206H56V205H55ZM58 206H59V205H58ZM74 206H75V205H74ZM74 206H73V207H74ZM107 206H108V205H107ZM120 206H121V205H120ZM128 206H127V207H128ZM140 206H141L142 208H140ZM157 206H158V207H157ZM197 206H198V207L200 206V208L198 209ZM220 206H222V205H220ZM6 207H7V208H6ZM16 207H15V209H16ZM22 207H24V204H23ZM22 207H21V208H22ZM33 207H34V205H33ZM36 207H37V206H36ZM39 207H40V206H39ZM48 207H49V206H48ZM67 207H68V206H67ZM78 207H79V206H78ZM80 207H81V209L83 210L82 205H80ZM80 207H79V208H80ZM86 207H87V206H86ZM123 207H124V206H123ZM123 207H122V208H123ZM127 207H125L124 209H126ZM166 207H164V210H165ZM173 207H174V206H173ZM190 207H191V208H190ZM201 207H202V208H201ZM210 207H211V208H210ZM222 207H223V206H222ZM224 207H225V206H224ZM238 207H239V206H238ZM12 208H13V205H12ZM12 208H11V209H12ZM25 208H26V207H25ZM49 208H50V207H49ZM54 208H55V207H54ZM169 208H170V207H168V209H169ZM178 208H177V210H178ZM182 208H183V207H182ZM233 208H234V207H233ZM241 208H242V207H241ZM11 209H10V210H11ZM31 209H32V208H31ZM40 209H41V208H40ZM61 209H62V208H61ZM63 209H64V208H63ZM71 209H73V208H71ZM75 209H76V208H75ZM75 209H74V210H75ZM77 209H78V208H77ZM108 209H111V207H110V208L107 207L106 210H108ZM124 209H123V210H124ZM143 209H145L146 211L143 210ZM149 209H150V208H149ZM174 209H176V208H174ZM200 209H202V210L205 209L206 213L203 214V213H202V212H203L202 210L199 211ZM227 209H228V208H227ZM230 209H231V208H230ZM235 209H236V208H235ZM235 209H233V210H235ZM5 210H4L3 212H5V214H6V211H7V210H6V211H5ZM13 210H14V209H13ZM20 210H23V209H20ZM44 210H45V208H44ZM46 210H47V208H46ZM106 210L104 211L103 215L105 214V212H109V214H110V210H108V211H106ZM114 210H115V209H114ZM114 210H113V211H114ZM138 210H137V211H138ZM142 210H143V211H142ZM154 210H155V209H154ZM154 210H152L153 213H151V214H152V217L155 218V215H156L155 212H156V211H154ZM156 210H157V212L159 211L158 209H156ZM166 210H167V209H166ZM177 210H174V211H175V213H176V216L179 217V216L177 215V212H176ZM185 210H186V211H184L185 213H186L187 211H189V210H187V209H185ZM225 210H226V208H225ZM16 211H17V209H16ZM30 211H31V210H30ZM34 211H35V210H34ZM41 211H42V209H41ZM79 211H81V210H79ZM85 211H86V209H85ZM113 211H112V212H113ZM115 211H116V210H115ZM172 211H173V209H172ZM174 211H173L172 213H171V212H170V213L174 215V214H175ZM179 211H180V210H179ZM181 211L183 212L182 209H181ZM181 211H180V212H181ZM198 211H199V213H197ZM205 211H204V212H205ZM9 212H11V211H9ZM12 212H13V211H12ZM25 212H26V211H25ZM28 212H29V210H27V213H28ZM35 212H37V211H35ZM38 212H39V211H38ZM76 212H78V211H76ZM87 212H88V211H87ZM87 212H84V213H87ZM96 212H97V211H96ZM96 212H93L94 214H93V213H89V216H90L89 221H90V222H89V221H88V222H89L90 225H92V223H94V222L96 221V222H95V225L93 224L94 226H86V227L82 228V229H83L82 232H77V228H76V229L73 230V232L71 231L72 234H71V236H70L69 239H67V240H61V239H58V242H59V243L56 242V246H57V247L55 248V250L52 249V248L55 247V245H54V247H53V246H52V247H51V246L48 247V248H51V249H52V251H51L50 249H48V250H50L51 252L47 250V251H48L47 253H48V254L50 253V255H48V256H45V255H44L45 257L42 256V257L46 258L45 260L48 261V264H51V263H52V264H60V263H58V261H59V260H62V258H64V257H63L64 254H65V259H68V256H70L69 254H72V256H73V253L76 254L75 252H77V251H79V252L81 251V252L87 253V254L90 255L91 257H92V255H94L95 259H92L90 256H89V257L87 256L86 258H89L88 260H90V262H91V261L94 262L95 260L98 259L97 262L100 263V262L103 260V259H100V258H99V257H101V255H102V257L105 256V255L108 256V254H107L108 252L106 253V251H109V253H111V252H110L111 248H110V250H108L107 248H105V250H104V247H105V246H104L103 244H106L108 247L113 246L112 248L116 247L117 245H119V246H117L116 248H114V249L111 250V251L114 250L113 252H114L115 256H114V254H113L114 257H112V254H111V255H110V258H112V259H110L109 262H108V261L103 262V261H104V260H103L100 264H102V263H103V264H107V263H108V264H153V263H150V261H152V260H156V261H157V262H156V261H155V262L153 261L154 264H159V263L161 262V260L165 259L166 257H167L166 259L168 260V261H166V262L169 263L170 258L172 259L171 256H173V255H172L173 252H174V254H175V250H176V253H177V250L182 249V246H181L179 243L183 242V243H181V244L183 245L185 240H187V242H188V239H185V240L183 239L184 241H183L182 239H181L182 241H181V240H178V243L176 242V244L178 245V248L181 246L180 249L176 248V247H177L176 244H175V245H176L175 248H174L175 245H172L173 247H170V248H173V249H171V251L174 250V249H175V250L172 251L171 254H170V253H169V252H170V249H168L167 247L170 246V243H171V242L169 243V241H167V238H168V237H166L167 235H162V237L165 236L164 239H166L165 242H164V240H163V242H164L163 244H164V245H162V247H163V246L165 247L166 245L169 244L168 246L165 247V248L168 249L169 251L166 250V253H167V251H168V254H166V253L162 254V255L164 256V258H163V256H162L163 259H161V258H160V257H161V256H160V255H161L160 252H159V254H157V256H156L154 253H155V252L157 253V251H154V250L152 249V250L154 251V252H153V251H151V249H150L149 251H151V252H149V251H147V250L145 249V247H148L149 244H148V245H145V246H144V244H141L142 246H144V248H143V252L141 251V248H142V247H141V245H140V243H143V242L138 243L139 241H137V243L139 244V246L136 245V246H138V247H136V248L134 247L135 245H133L134 243L136 244V240H135V242H133V240H132L133 238H132V237H134L135 239H137V238L135 237V234H132V233H134V232H133L132 230H131L132 232L129 231V230L134 228V227H133V226L135 225L134 223H136L135 220H138L137 218H139L141 215H139V217H138V216L136 217V216H134L135 214L133 213L132 217H134V219H132V217H131L132 220L129 219V221H133V220L135 221V222L133 221L134 223H133V222H130V224H131V223L134 224V225H132L133 228L129 227V226H131V225H129V221L127 222L128 224H126L127 227L129 228V230H128V229H127V230L130 232V234H128V235H131V234H132L133 236H132V237H131V236L129 237L128 235H126L128 238H125V233H128V232H127V230L125 229L126 226L124 227V224L126 223L125 220H126V219L128 220L129 217H125V219L123 220V218H124V216H125V214H123L124 216H123V218H121V219H122V221H121V219L119 218V217H122V216H120L121 213H120L119 215H115V216H114L113 213H112V214H110V217H109V218H108V216H107L108 214H107V215L105 214V215L107 216V218H105V217H102V216H103V215H102V212H101V214H100L101 216L99 215L98 212H97V213H96ZM117 212H118V211H117ZM127 212L129 213V210H128ZM145 212H146V213H145ZM160 212H161V213L158 212L159 214H161L160 219H161V220H162V219L165 220V218H162V217H164V216H162V215H166L167 213L164 214V212H163V214H162V211H160ZM180 212H179V214H181ZM191 212H192V213H191ZM207 212H209L210 214L208 215ZM260 212H261V211H260ZM22 213H23V212H22ZM33 213H34V212H33ZM39 213H40V212H39ZM41 213H46V211H45V212H41ZM73 213H74V212H73ZM78 213H79V212H78ZM81 213H83V212L81 211ZM95 213H96V215L98 214L97 216H99V218H100L99 220H98L97 218H94V217H96ZM114 213H115V212H114ZM138 213H139V211H138ZM185 213H183V214H185ZM200 213H201V214H200ZM214 213H213V214H214ZM217 213H218L219 215H218ZM225 213H226V212L223 211V214H225ZM227 213H228V212H227ZM237 213H238V212H237ZM11 214H12V213H11ZM13 214H14V213H13ZM35 214H36V213H35ZM46 214H47V213H46ZM115 214H116V213H115ZM131 214H132V213H131ZM139 214H140V213H139ZM206 214H207L208 216H205ZM223 214H222V215H223ZM231 214H232V213H231ZM20 215H21V214H20ZM20 215H19V216L17 215L18 218L20 217ZM26 215H27V214H26ZM38 215H39V214H38ZM40 215H41V214H40ZM61 215H62V214H61ZM61 215H60V216H61ZM75 215H78V214L75 213ZM84 215H85L84 218H85V217L87 218L88 215H87V216H86V214H84ZM111 215H113V217H112ZM142 215H143V214H142ZM235 215H236V213H235ZM238 215H239V214H238ZM3 216H4V213H3ZM3 216H2V220L0 219V220H1V221H0V224H1V222H2V226H3V224L5 223V222H4L5 220L3 219V218H4ZM9 216L11 217V215H9ZM23 216H24V215H23ZM29 216H30V215H29ZM44 216H45V214H44ZM46 216H47V215H46ZM46 216H45V218H44L43 216H42V217L46 220ZM53 216H54V215H53ZM56 216H57V215H56ZM73 216H74V214H73L71 217H73ZM81 216H83V214H82V215L79 214V216H78L79 219H81V218H80ZM89 216H88V218H89ZM92 216H93V217H92ZM147 216H148V214L146 215V217H147ZM157 216H158V214H157ZM157 216H156V217H157ZM159 216H160V215H159ZM211 216L214 217V220H213V221H212V220H209V218H210ZM223 216H224V215H223ZM229 216H230V215H229ZM229 216L227 215V216H225V217L228 218ZM236 216H237V215H236ZM5 217H6V216H5ZM7 217H8V216H7ZM12 217H13V216H12ZM12 217H11V218H12ZM21 217H22V216H21ZM39 217H40V216H39ZM47 217H48V216H47ZM51 217H52V216L50 215V218H51ZM76 217H77V216H76ZM91 217H92V218H91ZM114 217H116V218L118 217V219H120L121 222L118 221V220L115 221ZM141 217H142V216H141ZM143 217H145V216L143 215ZM180 217H179V218H180ZM0 218H1V216H0ZM13 218H15V216H14ZM13 218H12V219H13ZM40 218H41V217H40ZM59 218H60V217H59ZM68 218H69V217H68ZM68 218H67V216H66V219H64V220H67ZM74 218H75V217H74ZM101 218H102V219L105 218V220H103V222H104V221H106V222L103 223V222L101 221V220H102ZM110 218H111V220H112V218L114 219L115 224H116L117 222H119V223H121V224L123 223L122 225H123L124 228H123L122 226L119 225V227L123 228V230H122V231L124 232V234H123V235H124L123 238H121L122 236L120 237V235H118L120 232L123 233V232L120 230L121 228H119L118 225L116 224V227L119 228L118 231H120V232L118 233V231H116L118 228L116 229V227H115L116 230H114L113 227H114L115 225H113V227L110 225V224H114L113 220L111 221ZM149 218H150V217H149ZM158 218H159V217H158ZM158 218H156V219H154V220H152V221H156V222L158 223V220H157ZM166 218H167V219H168V218L170 219L169 215H168V217L166 216ZM223 218H224V217H223ZM227 218H226V219H227ZM9 219H10V218H9ZM12 219H10V220H12ZM15 219H16V218H15ZM19 219H20V218H19ZM19 219H18V220H19ZM25 219H27V218H25ZM61 219H62V218H61ZM72 219H73V218H72ZM91 219H92V220L94 219V220H93L94 222H92ZM139 219H140V218H139ZM145 219H146V218L141 219L142 222H143V220H144V222H143L144 224H143V225H146V224L150 225V223H151L152 221L149 219L151 222H149V220H148V221L146 220L147 222H145ZM147 219H148V217H147ZM167 219H166L165 221L168 222L169 220H167ZM172 219H173V218H172ZM174 219H175V222H176V219H178V218L175 217ZM174 219H173V220H174ZM226 219H225V220H226ZM7 220H8V219H7ZM18 220H17V221H18ZM22 220H24V219H22ZM47 220H48V218H47ZM49 220H50V219H49ZM54 220H55V219H54ZM64 220H63V222H64ZM107 220H108V221H107ZM109 220H110V221H109ZM161 220H159V221H161ZM173 220H172V221H173ZM225 220H224V221H225ZM228 220H229V219H228ZM12 221H14V219H13ZM12 221H11V222H12ZM37 221H38V220H37ZM40 221H41V219H40ZM43 221H44V220H42L41 222H43ZM55 221H57V220H55ZM55 221H54V222H55ZM61 221H62V220H61ZM70 221H71V220H70ZM74 221H76V222L79 223L80 221H82V219H81L80 221H79L78 219H76V220H74ZM83 221H85V220H83ZM100 221H101L102 223H101ZM165 221H164V222L161 221V222H162V223H165ZM211 221L213 222V224L211 225V227H213V228H210V229H209L210 225H207V224H209ZM220 221H222V220H220ZM232 221H233V220H232ZM11 222L9 221V223L12 224V225H11V228H12V226L14 227L16 224H15V222H14V223H11ZM20 222H21V221H19V223H20ZM25 222H26V220H25ZM25 222H24V221L22 222V223H24L23 226H25V225H27V226L22 227V228H25V229H26V227H29V225H28L27 223L25 224ZM27 222H28V220H27ZM44 222H45V221H44ZM46 222H47V221H46ZM52 222H53V221H52ZM68 222H69V221H68ZM88 222H87V220H86L85 223H88ZM91 222H92V223H91ZM109 222H111L109 225H110L112 228L107 224V223H109ZM112 222H113V223H112ZM138 222H139V221H138ZM156 222H155V224H156ZM170 222H171V221H170ZM218 222H219V221H218ZM222 222H223V221H222ZM226 222H227V221H226ZM229 222H230V221H229ZM233 222H234V221H233ZM16 223H17V222H16ZM19 223H18V224H19ZM39 223H40V222H39ZM47 223H48V222H47ZM65 223H66V222H65ZM70 223H71V224H69V225H71V227H72V225H73L72 223H73V222L71 221ZM80 223H81V222H80ZM80 223H79V224H80ZM171 223H172V222H171ZM235 223H236V222H234V224H235ZM13 224H14V225H13ZM18 224L16 225L17 228H18ZM29 224H31V223L29 222ZM41 224H42V223H40V226H41ZM43 224H44V223H43ZM49 224H50V223H49ZM83 224H84V223H83ZM105 224L111 228V229H109V227H108V230L113 231V234L115 235V237H114L113 234H111V235L109 234V233H112V232H107V233L105 234L106 231H104V230L107 229V226L105 227ZM136 224H137V223H136ZM138 224H139V223H138ZM152 224H153V223H151V226H153V228L148 226L149 228H148V229L146 228L147 230H146L145 228H143L144 230L142 229V235L144 234L143 232H145V234L143 235V237H142V235L138 237V235H140V233H139L138 235H136V236H137L138 238H140V237H141V238H147L149 235H148V236H145L146 234H148L146 231H148L150 228H151V229H150L151 231H155V230L158 231V230H160V229H157V226H158L159 224L156 225V228H155V226L152 225ZM167 224H169V222H168ZM178 224H179V222H178ZM183 224H182V226H183ZM186 224H188V225L186 226ZM217 224H219V223H217ZM226 224H227V223H226ZM52 225H53V224H52ZM67 225H68V224H67ZM87 225H88V224H87ZM143 225H142V226H143ZM169 225H171V224H169ZM180 225H181V223H180ZM205 225H206V226H209V227L206 228ZM219 225H220V224H219ZM230 225H231V223H230ZM236 225H237V223H236ZM6 226H7V225H6ZM8 226H9V225H8ZM21 226H22V225H21ZM21 226H19V228H20ZM45 226H46V225H45ZM47 226H48V225H47ZM55 226H56V225H55ZM65 226H66V224H65ZM161 226H162V224H161L160 226H158V228H160ZM163 226H165V227H169L168 225L166 226V223H165V225H163ZM174 226H175V225H174ZM177 226H178V225H177ZM193 226H194V227L196 226V229L199 228V226H201V227L199 228L200 231H199V229L196 231V229L191 228V227H193ZM197 226H198V227H197ZM216 226H217V225H216ZM225 226H226V225H225ZM232 226H233V225H232ZM0 227H1V225H0ZM3 227H4V226H3ZM53 227H54V226H53ZM66 227H67V226H66ZM69 227H70V226H69ZM81 227H82V224H81ZM127 227H126V228H127ZM144 227H145V226H144ZM146 227H147V225H146ZM179 227H180V226H178V228H179ZM202 227H203V229H205V230H204L205 235H204L203 231L201 230ZM227 227H228V226H227ZM227 227H226V228H227ZM11 228H10V227L8 228V231H9V230H11V231H9V235H10V236H9L8 240H6V241L8 242L9 239H11L12 241L10 240L9 243H3L2 245H0V264H30L29 261H31V263L33 262V264H36V263H34V262H37V261L39 260V258H40V255H39V254L41 253V255H42V254H45V253H46V252H45L46 249L44 250V249L39 248L40 246L37 245V244H39V241H40L41 239H42L41 241H43L44 239L48 238V236H47V235H44V236H45L44 239H43V237H42L41 239H40V237H37V238H38V239H37V238H35V235H36L37 232L35 233L34 236H33V235H30V237L27 236V235H26V236H23L24 238L26 237V238H25L26 240H27V237L31 238V236H32V237H33V240H31V239L28 238V239H29V241H28L29 247H28L27 249L21 250V249H18V248L16 247V245H15L16 240H13L12 238H14L13 236H14L15 234H16V235H19L20 233H24V232H25V229L23 230V229L21 228V229H20V233L17 234V233L19 232V231H18L19 229H17V228H15V229L12 228V229H11ZM30 228L32 229L33 227H30ZM39 228H42V227H39ZM55 228H57V227H55ZM67 228H68V227H67ZM73 228H74V226H73ZM104 228H105V229H104ZM135 228H136V227H135ZM135 228H134V230H135ZM169 228H170V227H169ZM169 228H168V229H169ZM172 228H173V227H172ZM182 228H183V227H182ZM188 228H187V229H188ZM219 228H220L219 226H218V228L216 227L217 230H220L221 228H223V226H222L220 229H219ZM230 228H231V227H230ZM1 229H2V228H1ZM3 229H4L3 231H5L7 228H3ZM13 229L16 230V231H18V232H17V233H14V232H13V231H14ZM43 229H44V228H43ZM43 229H42V230L40 229V230H41V231H44L45 229H44V230H43ZM47 229H48V228H47ZM69 229H70V228H69ZM84 229H85V230H84ZM137 229H139V228L137 227ZM137 229H136V230H137ZM140 229H141V228H140ZM140 229H139V231H141ZM152 229H154V230H152ZM161 229H162V227H161ZM163 229H164V231H165V228H163ZM168 229H167V230H168ZM180 229H181V228H180ZM180 229H179V231H180ZM187 229H186V230H187ZM206 229H207V230H206ZM208 229H209V230H208ZM216 229H214V230H216ZM231 229H232V228H231ZM26 230H27V229H26ZM51 230H52V228H51ZM54 230H56V229H54ZM102 230H103L104 232H101ZM136 230H135V231H136ZM145 230H146V231H145ZM177 230H178V229H177ZM181 230L183 231V230H185V228H184V229H181ZM214 230H213V233H214ZM227 230H228V229H227ZM8 231L6 230V231H5L6 233L3 232V234L0 233V234H2V235H0V237H2L4 234H5V236H6L7 233H8ZM16 231H15V232H16ZM21 231H22V232H21ZM48 231H49V230H48ZM114 231H115V232H114ZM125 231H126V232H125ZM201 231H202V234L200 233ZM233 231H234V230H233ZM1 232H2V231H1ZM10 232H11V234H10ZM31 232H33V230H32ZM38 232H39V231H38ZM45 232H46V231H45ZM45 232H42V233L45 234ZM52 232H53V231H52ZM54 232H55V231H54ZM136 232H138V231H136ZM148 232H149V231H148ZM155 232H156V231H155ZM211 232H212V231H211ZM225 232H227V231H225ZM228 232H229V231H228ZM12 233H13V234H12ZM42 233H41V234H42ZM100 233L103 234V236H104V235H105V236L107 235V236H106L107 238L105 237V239H104V237H103V238L101 239L102 235H101ZM117 233H118V234H117ZM121 233H120V234H121ZM151 233H152V232H150L149 234H151ZM156 233H158V232H156ZM172 233L175 234V235H178V234H176V230H175L174 232L172 231L171 234H170V235H171V236H170L171 238H172ZM178 233H179V232H178ZM183 233H184V232H183ZM187 233H188V232H187ZM191 233H192V232H191ZM216 233H217V232H216ZM219 233H221V232H219ZM219 233H218V234H219ZM223 233H224V232H223ZM223 233H222V235H223ZM231 233H232V232H230V237H233V236L231 235ZM37 234H38V233H37ZM46 234H48V232H47ZM51 234L54 235V236L56 235L55 233H54V234L51 233ZM99 234H100V235H99ZM116 234H117V235H116ZM162 234H163V233H162ZM196 234H195V235H196ZM218 234H217V235H218ZM233 234H234V232H233ZM24 235H25V234H24ZM28 235H29V234H28ZM42 235H43V234H42ZM97 235H98V236H97ZM112 235H113V236H112ZM121 235H122V234H121ZM183 235H184V234H183ZM187 235H188V234H187ZM210 235H211V234H210ZM224 235H225V234H224ZM224 235H223V238L225 237ZM227 235H228V234H227ZM7 236H8V235H7ZM7 236H6V237H7ZM11 236H12V237H11ZM37 236H40V235H37ZM150 236H151V235H150ZM150 236H149V237H150ZM179 236H180V235H179ZM184 236H186V235H184ZM189 236H190V235H189ZM191 236H192V235H191ZM199 236H198V237H199ZM213 236H216L215 233H214ZM220 236H221V235H220ZM19 237H20V236H19ZM19 237H17V238L15 237V238L18 239ZM50 237L53 238V236H50ZM97 237H98V238H97ZM111 237H112V238L114 237L115 239L113 240ZM119 237H120V238H119ZM173 237H174V236H173ZM175 237H176V236H175ZM182 237H183V236H181V238H182ZM194 237H195L196 239H198V237H196V236H194ZM201 237H200V238H201ZM208 237H209V236H208ZM216 237H217V236H216ZM260 237H261V236H260ZM15 238H14V239H15ZM52 238H51V240H53ZM55 238H56V237H55ZM55 238H54V240L57 239V238H56V239H55ZM99 238L101 239V241L104 239V240L107 241L108 243H114L115 240L118 239V242H116V243H119V244H117L116 246H114L115 244H114V245H112V244H107V242H106V243H105V242L102 243L104 240H103L102 242H100V241H99ZM108 238H109V240H108ZM141 238L139 239L140 241H141ZM171 238H168V240L170 239V241H172L173 238H172V240H171ZM185 238H186V237H185ZM220 238H221V237H220ZM223 238H221L222 241H224ZM262 238H263V237H262ZM34 239H37V240H39V241L35 242ZM48 239H49V241H50V238H48ZM176 239H178V238H175L174 240H176ZM179 239H180V237H179ZM202 239H204V238H201V240H202ZM212 239H213V237H211V240H212ZM216 239H217V238H216ZM218 239H219V238H218ZM230 239H231V238H230ZM4 240H5V238H4ZM147 240H149V239L147 238L146 241H147ZM174 240H173V241H174ZM194 240H195V239H194ZM199 240H200V239H199ZM226 240H229V239H226ZM0 241H2V240L0 239ZM14 241H15V242H14ZM30 241H31V242H30ZM32 241H34V242H32ZM41 241H40V242H41ZM56 241H57V240H56ZM166 241H167V243H166ZM173 241H172V242H173ZM179 241H181V242H179ZM196 241H198V240H196ZM208 241H210V238H209ZM208 241H207V242H208ZM213 241H214V240H213ZM213 241H212V244H213ZM219 241H220V239H219ZM219 241H218V243H219ZM229 241H230V240H229ZM254 241H255V240H254ZM263 241H264V239H263ZM2 242H4V241H2ZM29 242H30V243H29ZM149 242H150V241H148V243H149ZM215 242H216V241H215ZM227 242H228V241H227ZM32 243H33V244H32ZM36 243H37V244H36ZM101 243H102V244H101ZM144 243H147V242H144ZM150 243H151V242H150ZM159 243H160V242H159ZM165 243H166V244H165ZM189 243H190V242H189ZM198 243H201V242H198ZM210 243H211V242H210ZM218 243L216 242L217 245H218ZM225 243H226V242H225ZM245 243H246V242H245ZM249 243H252V242H249ZM13 244H14V245H13ZM35 244H36V245H35ZM53 244H55V243H53ZM152 244H153V243H152ZM152 244H151V246H152ZM155 244H156V243H155ZM192 244H193V243L191 242V245H192ZM194 244H195V243H194ZM204 244H205L206 247L208 246L207 243H205V240H204ZM204 244L201 243V246L203 247ZM216 244H215V245H216ZM220 244L223 245L224 242H222V243H220ZM227 244H228V243H227ZM253 244H254V243H253ZM262 244H263V243H262ZM156 245H159V244H156ZM179 245H180V246H179ZM188 245H189V244H188ZM210 245H211V244H210ZM215 245H213V246H215ZM222 245H221L220 247H222ZM36 246H37V247H36ZM107 246H106V247H107ZM151 246H150V247H151ZM153 246H154V245H153ZM153 246H152V247H153ZM194 246H195V245H194ZM201 246L199 247V248H200V251H201V248H202ZM205 246H204L203 248H206ZM35 247H36V248H35ZM118 247H119V249H118ZM154 247H155V246H154ZM154 247H153V248H154ZM158 247H159V249H160V246H158ZM158 247H157V248L155 247V249L158 250ZM184 247H185V246H184ZM187 247L189 248L190 246H187ZM187 247H185V248H183V249H187ZM197 247H198V246H196L195 249H197ZM211 247H212V246H211ZM211 247H210V248H211ZM252 247H253V246H252ZM255 247H256V246L254 245V248H255ZM34 248H35V249H37V248L39 249V254H37V253H38V251H37L38 249H37V250H34ZM97 248H99V249H97ZM138 248H139V249H138ZM165 248H164V250H162V249L160 250V251H162L161 253H163V251L165 252ZM190 248H191V249H190ZM190 248H189V249L193 251V248H194V247H190ZM207 248H208V247H207ZM212 248H213V247H212ZM96 249L99 250V251H96ZM106 249H107V250H106ZM115 249H116V250L118 249V250H117V253H119V251H121V252H120L121 254L119 253L118 255H116V252H115L116 250H115ZM144 249H145L146 251H145ZM148 249H149V248H148ZM226 249H227V248H226ZM40 250H41V251L44 250L43 253H42ZM209 250H210V249H209ZM209 250H208V251H209ZM222 250H223V249H222ZM228 250H229V248H228ZM258 250H259V249H258ZM32 251H35V252L33 253ZM54 251H55V253H54ZM104 251H105V252H104ZM158 251H159V250H158ZM192 251H190V253H192ZM198 251H199V249H198ZM200 251H199V252H200ZM204 251H205V249H204ZM204 251H203V252H204ZM206 251H207V249H206ZM217 251H218V250H217ZM229 251H230V250H229ZM52 252H53L54 254H53ZM79 252H78V253H79ZM81 252H80V253H81ZM93 252H96V253H93ZM113 252H112V253H113ZM152 252H153V255L145 256L147 253H148V254H150V253L152 254ZM182 252H185V251H184V250H182V251H180V252L178 251V253H180V254L183 255ZM193 252H194V255H195V251H193ZM196 252H197V251H196ZM203 252L200 253V254H203ZM210 252H212V251H210ZM223 252H224V251H223ZM56 253H57V254H60V255H61V254L63 255V256H61V259L58 257V256H60V255H57ZM78 253H77V254H78ZM80 253L78 254V256L82 254V253H81V254H80ZM89 253H92V254H89ZM97 253H99L100 256H98L99 254L97 255ZM144 253H146V254L144 255ZM178 253H177V254H178ZM213 253H214V251H213ZM218 253H219V252H218ZM220 253H221V252H220ZM220 253H219V254H220ZM34 254H36V256H35ZM51 254H53V255H51ZM55 254H56L57 256H55ZM104 254H105V255H104ZM148 254H147V255H148ZM184 254H185V253H184ZM198 254H199V253L197 252V255L194 256V257L198 258V257L200 256V255L198 256ZM206 254H208V252H207ZM46 255H47V254H46ZM84 255H86V254H84ZM84 255H83V256H84ZM185 255H186L185 260H188V259H187V255H190V254H185ZM185 255H184V256H185ZM192 255H193V254H192ZM222 255H223V253H222ZM225 255H226V254H225ZM38 256H39V257H38ZM76 256H77V255H76ZM150 256H151V257H150ZM152 256H153V257H152ZM159 256H160V257H159ZM197 256H198V257H197ZM202 256H203V255H202ZM202 256H201V257H202ZM205 256H206V255H205ZM214 256H215V255H214ZM219 256H220V255H219ZM37 257H38V259H37V261H36V258H37ZM47 257H48V258L51 257V258H53V259L51 260V258H49V259L47 260ZM55 257H56V258H55ZM66 257H67V258H66ZM73 257H75V256H73ZM73 257H71V258H73ZM97 257H98V258H97ZM155 257H157L158 260H157ZM234 257H235V256H234ZM239 257H240V256H239ZM31 258H32V259H31ZM34 258H35V260H34ZM44 258H43V259H44ZM76 258H77V257H75V259H76ZM79 258H80V257H79ZM79 258H77V260H78ZM84 258H85V256H84ZM90 258H91L92 260H91ZM96 258H97V259H96ZM153 258H155V259H153ZM159 258H160V259H159ZM179 258H180V257H179ZM196 258H195V260H196ZM199 258H200V257H199ZM216 258H217V257H216ZM227 258H228V257H226V259H227ZM244 258H245V257H244ZM30 259H31V260H30ZM56 259H57V260H56ZM58 259H59V260H58ZM106 259H108V258L106 257ZM106 259H105V260H106ZM175 259L177 260V262H176L175 264H180V263H181L180 261H182V260H181L182 258L180 259V261L178 260L177 257H175ZM175 259H174V261H175ZM192 259H193V257L191 258V260H192ZM201 259H202V258H201ZM201 259H200V261H201ZM204 259H205V258H204ZM219 259H220V258H219ZM33 260H34V261H33ZM45 260H44V261H45ZM49 260H50L51 263L49 262ZM68 260H69V259H68ZM68 260L66 261L67 263H69V264H71V263L74 264V262H73L71 259L69 260V262H68ZM99 260H100V261H99ZM159 260H160V262H159ZM183 260H184V259H183ZM222 260H224V258H222ZM239 260H240V259H239ZM40 261H41V258H40V260H39V263H40ZM44 261H43V262H44ZM62 261H63L64 264L66 263L65 260H62ZM62 261H60L61 264H62ZM70 261H71V263H70ZM85 261H87V260H85ZM170 261H171V260H170ZM172 261H173V259H172ZM192 261H194V260H192ZM204 261H205V260H204ZM204 261H203V262H204ZM218 261H219V260H218ZM76 262H77V264H78V262H79V264H83V259H81V262H82V263L80 262V259H79V261H76ZM90 262H89V263H86V262H85L84 264H91L92 262H91V263H90ZM112 262H113V263H112ZM116 262H117V263H116ZM162 262H163V261H162ZM179 262H180V263H179ZM187 262H189V261H187ZM196 262H197V261H196ZM196 262H195V263H193V262L190 263V262H189V264H196ZM46 263H47V262H46ZM94 263L96 264V261H95ZM200 263H202V262H200ZM200 263H199V264H200ZM40 264H41V263H40ZM44 264H45V262H44ZM75 264H76V263H75ZM92 264H93V263H92ZM161 264H162V263H161ZM163 264H166L165 261L163 262ZM169 264H171V262H170ZM173 264H174V263H173ZM182 264H186V263H182ZM187 264H188V263H187ZM197 264H198V262H197ZM204 264H205V263H204ZM219 264H220V263H219ZM230 264H232V263H230Z\"/></svg>",
	"mask_w": 264,
	"mask_h": 264
}]
</instances>
